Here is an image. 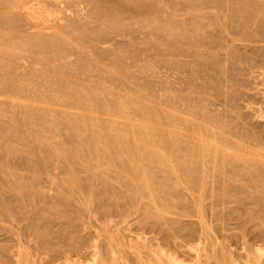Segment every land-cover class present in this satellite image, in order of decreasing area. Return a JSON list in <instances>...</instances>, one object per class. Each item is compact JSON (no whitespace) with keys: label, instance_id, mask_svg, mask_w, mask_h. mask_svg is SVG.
<instances>
[{"label":"bare ground","instance_id":"6f19581e","mask_svg":"<svg viewBox=\"0 0 264 264\" xmlns=\"http://www.w3.org/2000/svg\"><path fill=\"white\" fill-rule=\"evenodd\" d=\"M129 2V5H128V2ZM142 1V0H141ZM147 1L148 0H146V1H144L143 0V3L142 2H138V4L137 5H130V0H0V70H5L6 72H8L7 74H5L6 75V77L4 76L2 79L0 78V95L2 94V95H6V93H4V91H6L7 93H9L10 92V94L12 93V94H14V96L16 95V97L14 98V99H11L12 100V104L14 105L15 104V107H17V108H20V110H21V108H23V111L27 108V110H26V112L27 113H24L23 111H22V113H23V117H24V119L21 121V123L22 124H24V123H30L29 125H32V122H35V121H32V119L34 118V117H32V119H31V112H30V110L32 111L33 109L31 108L32 106H33V102L36 100V98L34 97L37 93V91H40L41 89H43V91H42V94H43V96L44 97H46V100L47 101H50L49 102V104H51V98H53L54 97V95L59 99V97L60 98H64L65 96H63V94L62 95H60L59 96V94L58 93H62V91H63V89H67V90H69V88L71 89V88H73L72 86H75L74 87V89L75 90H73V89H71V91L73 90V92L72 93H74L75 94V101H76V106H78L79 108H82V109H84V111L87 113H91V114H89L90 116L88 117L89 119H90V121H89V129L87 128V134H86V136H83V138H81V139H77L78 141H77V143L79 142V144H83L85 147H83L87 152H92V151H97L98 153H100V157L99 156H97V158L98 159H100L101 158V156H103L105 159H109L110 161L118 154H120L122 157H123V159H125L124 160V162H122V163H120V167L122 168V169H125V168H127L126 166H128V168H129V166H131V164H134V161L133 160H135V161H137V162H140V163H138V164H140L143 168H141V169H143V173L141 172V174H145V173H147V174H145V176H143V177H146L148 174L150 175L151 174V172H153L154 171V169H152L153 167H151V169H148V168H150V166L149 165H147L149 162H153V160L155 161H157L156 163H158V161H159V163L162 165V166H164V168L166 167V168H171V166H169L167 163H163V161L162 160H164V158L161 160V158H160V152L161 151H158V148L156 147V145H155V143L153 142H150V140H157L156 138H152L151 139V137H152V134L154 135V134H156L155 132L154 133H151L150 131H148L149 130V128L150 127H152V126H150V124L147 126V124H148V122H149V120L150 119H148V121L147 120H145V121H147V124H144V123H137V122H133L132 120L134 119H131V117L132 116H130V112H129V110L132 108V106H129L130 107V109L128 110V108L125 106V105H127L126 103H124V102H126V100H127V102H128V99H127V97L126 98H124V99H126L125 101H120V103L118 102V110H119V112L121 111V116H123V118H122V121H124V118H125V121H129V124H128V126H127V128H122L121 126V128H120V130H116V133H114V131L112 132V134H111V132H108L109 134H110V136L108 137V141L109 142H111V144H108V143H106V144H104V145H106L105 146V148H103L102 149V147L101 148H97L98 147V144H96L97 143V141H103L104 142V140L105 139H102L101 137V139L99 138V136H101V135H98V132L96 133V131L97 130H99V128L98 127H100L99 125L100 124H98L97 122H98V120H99V116L96 114L99 110H103L104 108L106 109V105L107 104H105V103H107L106 101H104V102H102V98H107L108 99V101H109V99H111V98H108L107 96H109V95H111V96H115L112 92L113 91H110V90H108L107 88H106V90L104 91V92H102L101 94L102 95H99L98 96V91L97 92H95L96 90H97V88H99L100 90L103 88H100L101 87V85H100V83L98 84V85H100V86H98V85H96V84H93V86H94V88L91 90V91H88V92H86L85 90L86 89H88V87L90 86V84L92 83V81H91V83H89V86L87 85L88 83H86L87 81H85V82H83V83H86V85L85 86H83L84 87V90L82 89V86H80L79 88H76V83L74 82V81H72V82H69L68 80H70L71 78H74V76L75 75H73V77H71V78H69V79H67V77L65 78V79H67V80H63L64 79V77L65 76H67V74H66V72H67V70L66 69H70V67H66V66H68V64H71V62H73L74 64H76L75 63V58L73 59V61H71L70 59L71 58H69V57H72V56H79V57H81L82 56V59L81 60H83L84 58H83V56L87 59V57H89V56H87L86 57V55L87 54H89V53H93V51H94V53L95 52H97V54H98V56H96L95 55V57L96 58H99L98 60L99 61H97L98 63H97V65H94L93 64V62H92V64L94 65H92L91 63L90 64H88V66H86L85 64L83 65L84 66V68L86 69H84L85 71H82L81 73L83 74L82 75V77H84V78H88V77H90L91 76V78H92V75L91 74H89L90 72H91V70H92V68H96V70H97V67H101V68H104V69H102V71H103V73H105L104 75L102 74L101 75V77L98 79V80H101V78L104 80V81H102V82H106V84H107V82L110 84V83H112V81H113V85L115 84V81L117 80L116 79V76L114 77L112 74H113V72H111V71H113V70H111L110 71V68H113L114 70H121V73H122V71L123 70H127L126 68H130V67H133L134 66V69H135V65H133V66H130L133 62H134V64H136L135 62H137L136 61V58L138 57L140 60L142 59V61L144 62V60H146V59H148L150 56H153V55H151V53L152 54H159V53H163L164 52V54H169L171 57H177V56H190V57H194V61L193 60H191V61H189V62H191V64H189V66H188V61H187V65H184L185 63H183V61H184V59H179V62H178V59H177V61L175 60V59H170V63H166L167 65L165 66V64L164 65H162L163 66V68H164V66H165V70H167L168 69V67H172V65H174V67H179V69L181 68L180 66H182L183 67V65L187 68V67H191L190 69H191V73L192 72H194V86L191 84V88L192 87H194V96H192V99L194 98V102H192V104L194 105H192L193 107H194V109H192V111H191V113L192 114H194V120H193V124L194 125H192V123H191V125L190 126H188V127H191L192 129H193V127H194V130L193 131H195V133L192 135V133H191V135L192 136H194V137H196L195 135H197V136H199L200 134H202L203 133V136L205 137V136H208L209 138H211L215 143V146H216V148L215 147H213V149L215 148L216 150L218 149V144H220L221 146H225V148L224 149H222L221 148V151H218V154H216L215 153V155H216V157L218 158H216L215 159V161L216 162H218V164L217 165H215V167H213V172H211V174L209 175V178H211V180L212 181H214L215 183H217L218 184V188L216 187V186H212V184H211V187L213 188V187H216V189H217V195H220V197H223V198H225V197H227L228 199H230L229 201H234V202H237L238 204H240V207H242L243 205H241V204H244V205H246L244 208H246L245 209V212H247V214H245L246 215V219L244 220V222L245 221H247V222H251V224H250V226L251 227H253V228H255V226L258 228H256L257 230H254V235L252 234V239L253 240H251V241H253L254 242V248L252 247V245H250L251 246V249L249 250V248H248V250H247V247L245 248L246 249V251H247V253L244 255L243 254V256H246V258H245V260H243V261H241V260H239L238 258V252H240V251H236L235 249H228V245H223V243L220 245V244H218V245H220V246H218L219 247V253L217 254V252H216V258H217V260L218 261H216L214 264H264V135L262 134V132H259L258 130H256V129H254L252 126H250V125H248V127H250L249 129H246L245 127H244V129H241V127L242 126H239L240 127V130H239V127H238V124L240 125V122H238V124H237V126H235L236 128H237V132H234V125L231 123V121L230 120H232V119H227V116L229 115L230 116V114L228 113L229 112V110H230V108H234L236 105H238L239 103H237L236 101H240V97H242V96H240L239 94L237 95L236 94V92L238 91V90H245V91H249V90H253V91H257L256 93H258L257 95H259L260 93V95H259V97H257V95H256V97H257V101L255 100L256 99V97L254 96V93L253 94H250V93H247V92H245V91H243L244 93H243V95H244V97H242L241 98V100L242 101H244V102H246L247 101V104H253V105H258V103H260V104H262L263 106H264V0H153V3H151L152 5V8L154 9H152L151 7V9L149 8V9H147L146 8V6H148V3H147ZM154 5V6H153ZM145 6V8H143L142 9V7H144ZM167 9H170L173 13H172V17H170V16H168L167 15V13H166V10ZM187 10H194V13H197V14H194V25H190V24H192V19L190 20L191 22H190V24L189 25H187L186 24V22H187V18H186V22L184 21V19H179L178 18V16H177V14L176 13H178V11H181V15H185V11L186 12H188ZM165 14V15H164ZM196 15H197V17H199L198 19H196ZM176 16V17H175ZM140 17V18H139ZM145 21V22H144ZM187 23H189V21L187 22ZM187 25V26H186ZM147 43H149V45L147 46V47H144V46H142L141 44H147ZM98 44H101L102 46H98ZM141 46V47H140ZM152 50V52L150 53V51ZM89 51V52H88ZM94 53H93V55H94ZM80 54H81V56H80ZM96 54V53H95ZM91 56V55H90ZM94 57V58H95ZM68 58V61H66V59ZM73 58V57H72ZM122 58H124V59H122ZM153 58H155L154 56H153ZM153 58H151V59H149V60H152ZM159 58V57H158ZM157 58V59H158ZM16 59H25V61H26V63H27V65H30V64H32V65H30V67H34V65L36 64H39L40 66H39V69H40V71H37V70H39V69H35L38 73H40L41 72V74L39 75L38 73L35 75V72H34V69H31L32 71H30V70H27L28 72H26V73H24L25 74V76L23 75V77H22V75H20L19 74V76H18V73L20 72H18V73H16V77H20L21 76V78H18V79H15L16 77H14L13 75L12 76H10V74L12 73V71H16L15 70V68H17V66H16V62H15V60ZM78 59V58H77ZM89 59V58H88ZM87 59V60H88ZM91 59V58H90ZM89 59V60H90ZM156 59V58H155ZM154 59V62L157 60H155ZM168 59V58H167ZM186 59V58H185ZM88 60V61H89ZM97 60V59H96ZM95 60V61H96ZM106 61V63H102L101 61ZM187 60V59H186ZM70 61V62H69ZM77 61V60H76ZM79 61V60H78ZM193 61V62H192ZM69 62V63H68ZM81 62V61H80ZM80 62H78V63H80ZM165 62V61H164ZM77 63V64H78ZM86 63V62H85ZM88 63V62H87ZM141 63V62H140ZM140 63H139V65H140ZM149 63H151V62H149ZM157 63V62H156ZM160 63H161V61H160ZM159 63V64H160ZM22 64V63H21ZM75 65V66H77V67H80V66H78V65ZM142 64V67H144L143 66V64L145 65L146 64V62L145 63H141ZM148 64V63H147ZM146 64V65H147ZM158 64V63H157ZM162 64V63H161ZM12 65H15L16 67H14V66H12ZM17 65H20V63L18 64V62H17ZM81 65H82V63H81ZM101 65V66H100ZM149 65V64H148ZM151 65V64H150ZM154 65H155V63H154ZM95 66H97V67H95ZM130 66V67H129ZM141 66V65H140ZM152 66V65H151ZM150 66V68L149 69H157V68H154L153 66V68ZM161 66V67H162ZM168 66V67H167ZM22 67V66H21ZM24 67V66H23ZM27 67V66H26ZM29 67V66H28ZM66 67V68H65ZM71 67H72V65H71ZM77 67H74V69H77ZM137 67H138V64H137ZM136 67V69L135 70H138V68ZM147 67V66H146ZM146 67H144L142 70H145V69H147ZM149 67V66H148ZM155 67H158V65H156ZM174 67H172V68H174ZM35 68V67H34ZM63 68H65V72L63 71V73L65 74H63L62 72L60 73L61 74V77H60V75H59V77L60 78H62L63 77V75H64V77L62 78V80L58 77V80H57V77H56V74H58V72L57 73H55V71L56 70H58V69H60V71L63 69ZM82 68V67H81ZM98 68V69H99ZM158 68H160V66L158 67ZM169 68V69H170ZM73 69V68H72ZM71 69V71H73ZM107 69V70H106ZM131 69V68H130ZM133 68H132V70H134ZM140 69V68H139ZM161 69V68H160ZM164 69H163V72H164ZM18 70H19V68H18ZM24 70H26V68L24 69ZM79 69H77V72H79L78 71ZM83 70V69H82ZM90 72H89V71ZM94 70V69H93ZM99 70H101V69H99ZM98 70V71H99ZM134 70V71H135ZM142 70H140V71H142ZM158 70V69H157ZM156 70V72H158L159 73V71H157ZM171 71L173 70V69H170ZM170 70H167V71H169V73H170ZM177 70V69H176ZM181 70V69H180ZM185 70V68H183V70L182 71H184ZM188 70V69H187ZM81 71V70H80ZM95 71V70H94ZM149 71V70H148ZM150 71H152V70H150ZM155 70H153V72H154ZM186 71V70H185ZM184 71V72H185ZM2 72V71H1ZM0 72V73H1ZM17 72V71H16ZM22 72V71H21ZM32 72H34V73H32ZM89 72V73H88ZM119 72V71H118ZM117 72V73H118ZM127 71H125V73H126ZM166 72V71H165ZM176 72V71H175ZM175 72H173V73H175ZM4 73V72H3ZM46 73H48V74H46ZM51 73H55V74H53V76H51L50 74ZM68 73V72H67ZM69 73H70V71H69ZM80 73V72H79ZM101 73V72H100ZM120 73V72H119ZM118 73V74H119ZM120 73V74H121ZM129 73V71L127 72V74ZM137 73H139V74H142L143 73V76H145L146 74H147V72H146V74L144 75V73L145 72H137ZM176 73H178V72H176ZM175 73V74H176ZM189 73V71L187 72V74ZM27 74V75H26ZM32 74V75H31ZM34 74V75H33ZM71 74H73V72H71ZM75 74V73H74ZM77 75H78V73H76ZM94 74V76L95 77H98L97 76V72L96 73H93ZM96 74V75H95ZM123 74H124V71H123V73H122V77H123ZM126 74V75H127ZM133 73L131 72V75H132ZM163 74H165V73H163ZM185 73H183V77H186L185 75H184ZM37 75H39V76H37ZM69 75V74H68ZM98 75H100V74H98ZM129 76H130V73L128 74ZM127 75V76H128ZM135 73H134V76H131L132 78H133V81L132 82H136L137 80V77L134 79V77H135ZM138 75V74H137ZM165 75H168V76H166L167 78L169 77V74L166 72V74ZM190 75V74H189ZM189 75L187 76V77H189ZM3 76V75H2ZM1 76V77H2ZM58 76V75H57ZM70 76H72V75H70ZM70 76H68V77H70ZM79 76H80V74H79ZM79 76H77V77H79ZM93 76V77H94ZM120 76V77H119ZM124 76H125V74H124ZM141 77H139L138 76V80H139V78L141 79V78H143L142 77V75H140ZM151 76V79H150V81H152V77H154L155 75H154V73H153V75H150ZM160 76H162V75H160ZM191 76H193L192 74H191ZM14 77V78H13ZM130 77V78H131ZM146 77V76H145ZM148 78H149V76H147ZM146 77V78H147ZM177 76H175L174 77V79L176 78ZM183 77H177V78H179V80H180V78H183ZM187 77H186V80H180L181 82H182V84H183V82L185 81V82H187ZM75 78H76V76H75ZM80 78V77H79ZM78 78V79H79ZM118 78L120 79L121 78V75H118ZM128 77H124V79H127ZM146 78H143V80L145 79L146 80ZM156 78H159V77H156ZM170 78H172V77H170ZM77 79V78H76ZM76 79H75V81H76ZM77 79V80H78ZM81 79V78H80ZM79 79V80H80ZM116 79V80H115ZM154 79H155V77H154ZM153 79V80H154ZM161 79V78H160ZM165 79V78H164ZM173 79V82L175 81ZM191 81H192V78H189ZM59 80H61V81H59ZM71 80H74V79H71ZM78 80V81H79ZM84 79L82 78V81H83ZM86 80V79H85ZM88 80V79H87ZM92 80V79H91ZM94 80H96V79H93V81ZM115 80V81H114ZM121 80V84H123L122 83V80L123 79H120ZM119 80V81H120ZM129 80V79H128ZM135 80V81H134ZM148 80L149 79H147L146 80V82H147V86L149 85V88L151 87L152 88V86H154V84L153 83H155L156 81V79L154 80V82L150 85V83H148ZM158 80V79H157ZM168 80H169V78H168ZM168 80H167V82H168ZM172 80V79H171ZM190 80H188L189 82H190ZM81 81V80H80ZM90 81V80H89ZM124 81V83H125V80H123ZM127 81V80H126ZM131 81V80H130ZM149 81V82H150ZM163 81H165V80H163ZM118 82V81H117ZM138 82V81H137ZM132 83V85L134 84L135 86H137L138 85V83H141L142 82V79H141V81L140 82H138V83ZM157 82H159V80L157 81ZM172 82V83H173ZM176 82V81H175ZM189 82H187V84H190ZM216 82H219V84H223L224 86H226V90H224V92H223V98H221V99H219L218 98V95H219V93L218 94H216L215 95V98H214V100H209V98L207 99L205 96V93H207L208 92V90H209V88L210 87H212V85H213V88H210V89H217L218 87H220V86H217L215 83ZM7 83H11V87H13V89L12 90H10L9 89V92H8V88H6L4 85H6ZM71 83H73V84H71ZM75 83V84H74ZM79 83H81V82H79ZM129 83V82H128ZM165 83H166V81H165ZM171 82H170V80H169V84H172ZM179 82H177V84H178ZM193 83V82H192ZM82 84V83H81ZM117 84V83H116ZM131 84V83H130ZM142 84H143V86H142ZM141 84V87L143 88V90L140 92V94L141 95H144V96H146V94H144V92H146L147 90H150L151 91V89H149L148 87H147V90L146 91H144L145 90V88L146 87H144V82ZM160 84H163L162 83V81H161V83ZM160 84L158 85V86H160ZM215 84V85H214ZM8 85V84H7ZM112 85V84H111ZM118 85V84H117ZM117 85H115V87H117ZM127 85V84H126ZM178 85H180V84H178ZM184 85L186 86V83H184ZM9 86V85H8ZM86 86H87V88H86ZM91 86H92V84H91ZM98 86V87H97ZM104 86V85H103ZM121 86V85H120ZM128 86H130V85H128ZM138 86H140V84L138 85ZM146 86V85H145ZM157 85H156V88L158 89L159 87H158ZM162 86V85H161ZM160 86V88H162ZM167 86H168V83H167ZM174 86V85H173ZM214 86H216V87H214ZM77 87H78V82H77ZM95 87H97L96 88V90H94L95 89ZM105 87V86H104ZM107 87V86H106ZM114 87V91L116 90L117 91V89ZM122 87V86H121ZM124 87H125V89H129V90H131L129 87H127V86H125L124 85ZM127 87V88H126ZM141 87H139V88H141ZM163 87H166V85H164L163 84ZM169 87H171L170 85L168 86V88ZM182 87H184V86H182ZM182 87H177L176 89L177 90H179L180 91V88H182ZM190 87V86H189ZM188 87V89H190V90H192L191 88H189ZM206 87H208V89L206 88ZM10 88V87H9ZM91 88V87H90ZM111 88H113L112 86H111ZM156 88L155 89H153L152 88V90H154V91H156ZM159 88V89H160ZM173 88V87H172ZM179 88V89H178ZM187 88V87H186ZM7 89V90H6ZM22 89V90H21ZM98 89V90H99ZM127 89V90H128ZM134 89V88H133ZM132 89V90H133ZM136 89V88H135ZM163 89V88H162ZM170 90H172L171 88H169ZM183 89H185V88H183ZM220 89H221V87H220ZM62 90V91H61ZM90 90V89H89ZM103 90V89H102ZM120 90V89H119ZM128 90V91H129ZM137 90V89H136ZM161 90V89H160ZM167 89L165 88V90L163 89V90H161V91H166ZM25 92V95L26 96H24V92ZM61 91V92H60ZM66 91V90H65ZM83 91V92H82ZM121 91V90H120ZM124 91V90H123ZM122 91V92H123ZM161 91H160V93H161ZM181 91H182V89H181ZM180 91V92H181ZM2 92V93H1ZM100 92V91H99ZM125 92V91H124ZM133 92V91H132ZM134 92H136V91H134ZM179 92V93H180ZM220 92V91H219ZM36 93V94H35ZM57 93V94H56ZM115 93V92H114ZM117 93H119V92H117ZM130 93V92H129ZM147 93V92H146ZM152 91L150 92V96H151V98H150V101L152 100ZM156 94L155 95H157L158 96V94H157V92H155ZM163 93V92H162ZM171 93V92H170ZM176 94H177V92H175ZM238 93H240V92H238ZM242 93V92H241ZM255 93V94H256ZM11 94V95H12ZM30 94V95H29ZM34 94V95H33ZM40 94V93H39ZM113 94V95H112ZM133 94V93H132ZM131 94V95H132ZM138 93L136 92V94L135 95H137ZM137 95L138 97L140 96L141 97V95ZM164 94V93H163ZM166 94H169V92L168 93H166ZM175 94V96L174 97H178L179 95H176ZM220 94H221V92H220ZM225 94V95H224ZM9 95V94H8ZM38 95V94H37ZM65 95H67V94H65ZM73 95V94H72ZM96 95H97V97H96ZM124 95H127L126 93L124 94ZM148 95V94H147ZM154 95V94H153ZM154 95V96H155ZM170 95V94H169ZM173 95V94H172ZM172 95H171V97H172ZM182 95V94H181ZM188 95V94H187ZM214 95V94H213ZM7 96V95H6ZM39 96V95H38ZM128 96V95H127ZM159 96H161V95H159ZM158 96V97H159ZM167 96V95H166ZM183 96V98H184V95H182ZM240 96V97H239ZM34 97V98H33ZM68 96H66L65 98H67ZM71 98H73L72 96H70ZM118 97H119V94H118ZM123 97H125V96H123ZM158 97H154L155 98V100H152V102H154V101H156V99L158 98ZM163 97V96H162ZM176 97V98H177ZM186 98H184L185 100L184 101H188L189 102V98H191V95L189 96L188 95V97L189 98H187V96H185ZM10 98H12L11 96H10ZM22 98H24V99H27L26 101H22ZM41 98H43V97H41ZM55 98V97H54ZM53 98V99H54ZM57 98H55L54 100H56ZM95 98H100V100H98V99H95ZM105 98V99H106ZM115 99H117L116 97H114ZM113 97H112V99H114ZM130 98V97H129ZM131 98H132V96H131ZM142 98H143V96H142ZM161 98V97H160ZM170 98V97H169ZM179 98V97H178ZM1 99H3V97L1 98ZM0 99V101L2 102V100ZM6 99V103L7 102H9V100L7 101V98H5ZM39 99V98H38ZM104 99V100H105ZM115 99H114V101H115ZM123 99V100H124ZM140 99V98H139ZM172 99V98H171ZM174 99V98H173ZM186 99H188V100H186ZM215 99H217L216 101L217 102H215ZM239 99V100H238ZM61 100H64V99H61ZM61 100H60V102L59 103H64V102H61ZM67 101H69L70 99H66ZM66 100H64V101H66ZM129 100H138L136 97H135V99H134V97H133V99H129ZM170 100V99H169ZM180 100V99H179ZM179 100H176V103L179 101ZM183 100V99H182ZM218 100H221V101H218ZM41 101V100H40ZM71 101V100H70ZM82 101V102H81ZM117 101V100H116ZM141 101V100H140ZM143 101H146V100H143ZM143 101H141L142 103H144ZM163 101H165V102H167V100H163ZM172 101V100H171ZM170 101V104L172 103ZM249 101V102H248ZM256 102V104H255V102ZM0 102V107H1V109H0V113L2 112H5V111H7V110H5V111H1V110H3L4 108H6L5 106H7V104H2V103H5V102H2L1 103ZM36 102H37V100H36ZM42 102H44V101H42ZM52 102H53V100H52ZM55 102V101H54ZM53 102V103H54ZM73 102V101H72ZM130 102V101H129ZM137 102H139V101H137ZM136 102V103H137ZM151 102V103H152ZM157 102V101H156ZM156 102H154L155 104H156ZM159 102H161V101H159ZM158 102V103H159ZM180 102V101H179ZM188 102L186 103V106H188L187 104H188ZM218 102H220V103H218ZM9 103H11V102H9ZM39 103V102H38ZM58 103V104H59ZM81 103V104H80ZM108 103H110V101L108 102ZM114 103V102H113ZM136 103H134L133 102V104H136ZM168 103H169V101H168ZM167 103V104H168ZM175 103V104H176ZM220 104V106L222 107V109L220 110L221 112H218V110L215 112V110H214V108H213V110H212V108H211V106L213 105V106H215V105H218V104ZM36 104V103H35ZM44 104V103H43ZM58 104L56 105V107H58ZM65 104V103H64ZM115 104H116V102H115ZM130 104V103H129ZM128 104V105H129ZM141 104V103H140ZM145 105H148V102L146 101L145 103H144ZM160 104V103H159ZM162 104H163V102H162ZM167 104H165L164 105V107L167 105ZM179 104V103H178ZM190 104V103H189ZM10 105V107L12 108L13 106L11 105V104H9ZM40 105V104H39ZM51 105H53V104H51ZM110 106H112L111 104H109ZM136 105H138V104H136ZM144 105V106H145ZM157 105V104H156ZM161 105V104H160ZM169 105V104H168ZM167 105V106H168ZM180 105V104H179ZM184 105H185V103H184ZM43 106H46V105H43ZM43 106L41 107V106H39L40 108L38 109V110H35L36 111V114L39 116V117H37L36 115V117H37V119H39L38 120V122L39 121H42V124L43 125H45V124H47V122L49 123V122H57L56 123V126H53V127H50V126H48V127H45V126H43L42 124H41V122H40V124H38L37 125V121H36V123H35V126H33L34 128L33 129H35V127L37 126V129H35V130H37L38 131V133L37 134H35L34 133V130H32V126H30L31 128V131L35 134V136L36 135H38V136H36L37 138H36V140H38V142H39V140L41 141V139H45L46 138V140H48L49 142L51 141V140H49L51 137H55V136H57L58 134H62L63 136L65 135V134H63L62 132H64L61 128H64L65 129V127H66V125L70 122L69 120H68V123H66V125L64 124L65 123V121H64V123H62L61 121V119H60V117H59V115L60 116H62V114H60L59 113V115L58 114H54V113H52V116L50 115V118H48L47 117V111H49L50 109H48V108H46V107H44L43 108ZM62 106V105H61ZM65 105H63V107H64ZM69 105H67V107H68ZM75 106V107H76ZM108 106V105H107ZM115 106H117V105H115ZM141 107H143V104H141L140 105ZM139 105L137 106V107H140ZM148 106H150V105H148ZM166 106V107H167ZM175 105H174V103H173V107H174ZM34 107V106H33ZM51 107V106H50ZM55 107V106H54ZM66 107V106H65ZM72 107H74V104L72 105ZM71 107V108H72ZM74 107V108H75ZM109 107V106H108ZM157 107H159V106H157ZM163 107V110L165 111V108ZM168 107H170V106H168ZM176 107V106H175ZM191 107V106H190ZM190 107H189V109H190ZM238 107V106H237ZM237 107H235V108H237ZM14 108V107H13ZM42 108V109H41ZM52 108V107H51ZM61 109H62V107H60ZM60 108H57V109H55V110H58V109H60ZM70 108V107H69ZM68 108V109H69ZM70 108V109H71ZM73 108V109H74ZM77 108V107H76ZM78 108V109H79ZM112 108H114V107H112ZM134 108H136V106L134 107ZM144 108V107H143ZM141 108V109H139V111H141L142 113L144 112L143 110H146L147 108ZM160 108H162V107H160ZM192 108V107H191ZM253 110H254V112H256L257 114H258V116L259 117H261V118H264V115H262L263 113H264V111L263 112H260V111H262V110H260V108H257V107H251ZM16 109V108H15ZM15 109H14V111H15ZM28 109H29V111H28ZM34 109H36V107L34 108ZM104 109V110H105ZM151 109H153V108H151ZM170 109V108H169ZM172 109V108H171ZM180 109V108H179ZM178 109V110H179ZM182 109H183V104H182ZM186 109V108H185ZM257 109V110H256ZM17 110V109H16ZM19 109H18V111H20ZM65 110H67V109H65ZM76 110V109H75ZM136 110V109H135ZM135 110H133L134 111V113H136V111ZM153 110H155V109H153ZM161 110V109H160ZM160 110H159V112H160ZM166 110H167V108H166ZM177 110V111H178ZM187 110V109H186ZM185 110V111H186ZM193 110H194V112H193ZM235 110V109H234ZM237 110V109H236ZM260 110V111H259ZM264 110V109H263ZM18 111H17V113H18ZM34 111V110H33ZM52 111H53V108H52ZM64 111V109L62 110V112ZM68 112H73V111H69V110H67ZM66 111V112H67ZM90 111V112H89ZM106 111V110H105ZM114 111L116 112L117 110H115L114 109ZM113 111V112H114ZM131 111V110H130ZM133 111H131V112H133ZM182 111V110H181ZM213 111V112H212ZM233 111V110H232ZM259 111V112H258ZM8 112V111H7ZM16 112V111H15ZM30 114H29V113ZM55 112V111H54ZM80 112V111H79ZM78 112V113H79ZM100 113L99 114H101V112L102 111H99ZM104 112V111H103ZM113 112H112V114H113ZM147 112V111H146ZM155 113H156V110L154 111ZM153 111H152V114L154 113ZM162 112V111H161ZM165 112H167V111H165ZM179 112H180V110H179ZM231 112V111H230ZM6 113V112H5ZM55 113H57V112H55ZM77 112H75V113H72L73 115H75ZM87 113V114H88ZM117 113V112H116ZM133 113V114H134ZM137 113H138V110H137ZM142 113H139V114H142ZM170 113H172V112H168V113H164V114H170ZM175 113V112H174ZM171 114V116H170V118L172 117V115H174L175 116V114ZM178 113V112H177ZM232 113H237V116L240 114L241 115V113H239V112H232ZM231 113V114H232ZM33 114H34V112H33ZM32 114V115H33ZM49 114V113H48ZM53 114H54V116H53ZM64 114V113H63ZM80 114H82V112H80ZM104 114V113H103ZM106 114V113H105ZM105 114H104V117H105ZM110 114V113H109ZM119 114V113H118ZM144 114V113H143ZM157 114V113H156ZM156 114H155V116H156ZM184 114V113H183ZM9 115V114H8ZM70 116V114H67V116ZM78 115V114H77ZM115 115V114H114ZM113 115V119H115V120H112V121H114L113 123H111L112 125L110 126L109 125V127H113V126H117L116 125V123H120V122H118V120H116V118H114V117H120V115L118 116V115H115L114 116ZM135 115V114H134ZM147 115H149L148 113H147ZM235 115V114H234ZM4 116H6V114H4ZM18 116V115H17ZM59 118H58V117ZM64 116V115H63ZM76 116V115H75ZM74 116V117H75ZM80 116V115H79ZM82 116V115H81ZM80 116V117H81ZM110 116H111V114H110ZM109 116V117H110ZM146 116V115H145ZM155 116H153L154 118H155ZM159 116V114H157V117ZM162 116H163V114H162ZM177 116H179V115H177ZM183 116V115H182ZM182 116H180L181 117V119H182ZM186 116V115H185ZM184 116V117H185ZM187 116H190V114L188 113L187 114ZM193 116V115H192ZM192 116H190V118L192 117ZM215 116V117H214ZM2 117V116H1ZM0 117V118H1ZM8 117V116H7ZM9 117H12V115H9ZM14 117V116H13ZM12 117V118H13ZM22 117V118H23ZM66 117V116H65ZM73 116H71V118H72ZM100 117L101 118H103L101 115H100ZM106 118L107 120L108 119H110V118ZM136 117V116H135ZM143 117V116H142ZM147 118H149V116H146ZM145 117V119H147ZM183 117V118H184ZM217 117V118H216ZM4 118H6V117H4ZM17 117H15V119H16ZM18 118H20V115H19V117ZM78 119H79V117H77ZM121 118V117H120ZM139 118V120H140V118H141V116L140 117H138ZM169 118V116H167V118H165V120H164V122L166 121V119L167 120H169L168 119ZM186 118V117H185ZM238 118H241V117H238ZM8 119V124H9V122H10V124H11V121H9V118H7ZM21 119V118H20ZM65 119V118H64ZM63 119V120H64ZM68 119H69V117H68ZM73 119H75V118H73ZM88 119V120H89ZM105 119V118H104ZM104 119H103V121H104ZM105 119V120H106ZM119 119V118H118ZM131 119V120H130ZM143 119H144V117H143ZM155 119H157V120H159L158 118H155ZM173 117L170 119L171 121H172V123L174 124V122H175V119H177L176 117H175V119H174V122H173ZM235 119V118H234ZM236 119H237V117H236ZM2 120H4V119H2ZM12 120V119H11ZM18 120V119H17ZM61 120V121H60ZM67 120V119H66ZM111 120V119H110ZM134 120H137V118L136 119H134ZM138 120V121H139ZM157 120H155V122H156V124L157 125H159L160 124V122L159 121H157ZM178 120H180V119H178ZM184 120V119H183ZM192 120V119H191ZM1 121V120H0ZM5 121V123H7L6 121V119L4 120ZM13 121V120H12ZM75 121H77V123L79 122L77 119H75ZM84 121V120H83ZM82 121V122H83ZM102 121V123H104ZM133 122V124H131L132 122ZM142 121H144V120H142ZM141 121V122H142ZM144 121V122H145ZM151 121V120H150ZM180 121H182V120H180ZM188 120H187V118L185 119V122H187ZM233 121V120H232ZM2 122V121H1ZM15 122H16V120H15ZM67 122V121H66ZM71 122H72V119H71ZM70 122V123H71ZM73 122H74V120H73ZM109 122V121H108ZM105 123L106 124V126L110 123ZM170 122V121H169ZM169 122H166L167 123V125L169 124ZM179 122V121H178ZM184 122V123H185ZM189 122V121H188ZM243 122V121H242ZM13 123H14V121H13ZM13 123L11 124V125H13ZM21 123H19L20 124V126H21ZM69 123V124H70ZM75 123L76 122H74L73 123V125L72 124H70V125H72V133H75V131H77L78 132V130L79 131H81L82 130V128L80 129V127H82L83 126V124H81L82 126H80V125H78L79 126V128H78V126H75ZM81 123V122H80ZM159 123V124H158ZM165 123V124H166ZM190 123V122H189ZM9 124V125H10ZM15 124L16 123H14V125H13V127L15 126ZM34 124V123H33ZM53 124V123H52ZM61 124H63L65 127H63ZM79 124V123H78ZM122 123H120V125H121ZM125 124V123H124ZM171 124V123H170ZM169 124V125H170ZM180 124H182V123H180ZM234 124H236V122L234 123ZM47 125H49V124H47ZM46 125V126H47ZM59 125H61L62 127H59ZM70 125H68V126H70ZM77 125V124H76ZM104 125V124H103ZM127 125V124H126ZM168 125V127L170 128V126ZM177 125V124H176ZM182 125H184V124H182ZM185 125H187V123L185 124ZM189 125V124H188ZM243 125H245L244 124V122H243ZM1 126V125H0ZM3 126V125H2ZM7 126V125H6ZM20 126L18 125L17 127H19L18 129H19V133H20ZM25 126H28V125H25ZM23 127V126H21V127H23L22 128V130H25V128L26 127ZM43 126V127H42ZM125 126V125H124ZM133 126L135 127L136 126V128L135 129H137V127H138V130L139 131H135V129L133 130L132 128H133ZM165 126V125H164ZM178 126V125H177ZM8 127V126H7ZM97 129H95V128ZM103 127V126H102ZM108 127V126H107ZM185 127H187V126H185ZM247 127V126H246ZM3 128H5V125H4V127ZM46 128H50V130L52 131V135L51 136H46L45 137V135L47 134V135H49L48 134V132L47 131H45V132H47V133H45V135H44V133H43V135H42V132L40 133V131H41V129H44V130H46ZM70 128V127H69ZM74 128V129H73ZM117 128V127H116ZM115 127L114 128H112V129H116ZM140 128L142 129V130H140ZM153 128V127H152ZM155 128H157L156 127V125H155ZM159 129H161V126L160 127H158ZM158 128H157V132H159L158 131ZM162 128H163V126H162ZM167 128V127H166ZM191 128L189 129V130H191ZM216 128H218V129H220V132H218V133H214L215 132V129ZM225 128V129H224ZM9 129H12L11 127H9L8 128V130ZM17 129V130H18ZM28 129V128H27ZM29 129V130H30ZM68 128L66 127V130H67ZM107 129V128H106ZM111 129V130H112ZM188 129L186 130L187 132L186 133H188ZM205 130V132H204V130ZM217 129V130H218ZM231 129H234L233 131L231 130ZM16 130V131H17ZM44 130H42V131H44ZM49 130V129H48ZM61 130H62V132H61ZM69 130V129H68ZM96 130V131H95ZM109 130V129H108ZM152 130V129H151ZM169 130V129H168ZM168 130H166V133H167V131ZM180 130V133L182 132L181 131V129H179ZM203 130V132L201 133V132H198V131H202ZM241 131V132H239V131ZM26 131V130H25ZM59 131H60V133H59ZM83 131H84V129H83ZM102 131V130H101ZM219 131V130H218ZM261 131V130H260ZM7 132V128L6 129H3V130H1L0 129V137L2 138V136L5 134ZM17 132V133H18ZM24 132V131H23ZM27 132V131H26ZM68 132V131H67ZM71 132L69 131V133H70V136L72 135H74V134H71ZM118 132V133H117ZM149 132L151 133V134H149ZM153 132V131H152ZM184 132V131H183ZM190 132V131H189ZM192 132V131H191ZM16 133V134H17ZM17 134V135H14L15 137L16 136H19V135H22V134ZM27 133H30V132H27ZM69 133L67 134V137H68V135H69ZM103 132H101V133H99V134H102ZM107 133V132H106ZM114 133V134H113ZM171 133V132H170ZM173 133V132H172ZM13 134V133H12ZM78 134H79V132H78ZM81 134H83L82 132H81ZM168 134V133H167ZM166 134V135H167ZM182 134V133H181ZM189 134V133H188ZM7 135V134H6ZM9 135H11V133H9ZM27 135V134H26ZM31 136H32V134H30ZM84 135V134H83ZM112 135V136H111ZM116 135H118V136H116ZM151 135V136H150ZM170 135V136H169ZM168 135V137L167 138H169L170 137V139L169 140H171V137L173 136H171V134H169ZM175 135V134H174ZM191 135H189L188 137H190ZM29 136V135H28ZM27 136V137H28ZM30 136V138H32ZM63 136H61V137H63ZM76 136H77V134H76ZM75 136V137H76ZM82 136V135H81ZM102 136H103V134H102ZM144 136H150V137H144ZM156 136V135H155ZM176 137L178 136V133H177V135H175ZM13 137V136H12ZM12 137H10V138H12ZM23 137V140H24V136H22ZM65 137V136H64ZM63 137V138H64ZM80 137V136H79ZM143 137V138H142ZM158 137V136H157ZM174 137V136H173ZM172 137V138H173ZM186 136L184 135V137H183V139L185 138ZM194 137H191V138H193L194 139V141H196L197 139H195ZM202 137V136H201ZM18 138V137H17ZM19 140L18 141H23V140H21L22 138H21V136H19ZM62 138V139H63ZM70 137H68L67 139H69ZM77 138V137H76ZM76 138H74V139H76ZM103 138H104V136H103ZM13 139V138H12ZM12 139H10V141H8L9 143L10 142H16L17 141V139H14L15 141H12ZM33 139H34V135H33ZM33 139H31L32 141H34ZM52 139V138H51ZM65 139V138H64ZM66 139V140H67ZM119 139V140H118ZM177 139V138H176ZM179 140H180V138H178ZM190 139V138H189ZM2 140V139H1ZM4 140V139H3ZM46 140H43V141H45V142H43V141H41V142H39L40 144H42V147H44L43 146V143L46 145V144H48L49 142L48 141H46ZM73 142H74V140H73V138L71 139ZM173 140V139H172ZM175 140V139H174ZM178 140V141H179ZM186 140V139H185ZM16 142V143H18L19 144V142ZM26 141V140H25ZM69 141H70V139H69ZM72 141H70V142H72ZM176 141V140H175ZM174 141V142H175ZM178 141H176V143L178 144L179 142ZM188 141V140H187ZM208 141H209V139H208ZM1 142V141H0ZM43 142V143H42ZM48 142V143H47ZM67 142H68V140H67ZM67 142H65L66 144H67ZM76 142V141H75ZM105 142H107V140L105 141ZM184 142H186V141H184ZM191 142H192V140H191ZM203 142V141H202ZM22 143V146H25L26 145V143H24L25 145H23V142H21ZM52 143H54V146H56L57 144V142L55 143L54 141L52 142ZM64 143V142H63ZM101 143V145H103L102 144V142H100ZM99 143V144H100ZM187 143H189V142H187ZM212 143V142H211ZM6 144H7V142H6ZM28 144V143H27ZM50 145H52L51 143H49ZM48 144V145H49ZM56 144V145H55ZM72 144V143H71ZM78 144V145H79ZM97 145V147H96V145ZM153 145V148H151L152 146L151 145ZM159 144V143H158ZM185 144V143H184ZM194 145V160H190L191 162L192 161H194V165L195 166H193L194 167V179H190V180H194V182H193V185H195L196 184V182H201V183H203V180L201 179L200 180V175H202V173L204 172V169L203 170H201V171H199L198 170V167L196 166L197 165V162H199V161H197V160H199V158L201 159L200 160V163L203 161V159L202 158H204V157H202V155H200V153L201 154H204V153H202L203 151H199V149L202 147V143H199V144H197V143H193ZM213 144V143H212ZM210 145L209 147H212L213 145ZM37 145V144H36ZM48 145H46L45 147L46 148H48ZM68 145V144H67ZM66 145V146H67ZM75 145H77V144H75ZM78 145L77 146H75V147H77V148H75V150H74V152H72V151H65L64 152V156H63V160H65V161H68V163L71 165V163L70 162H72L73 161V159L74 158H77V157H79V158H83V156L81 157V155H80V153L79 152H81V154L83 153L82 151H83V148H81L80 149V147H78ZM80 145V146H81ZM103 145V146H104ZM148 145H150V146H148ZM160 145V144H159ZM175 145V144H174ZM187 145V144H186ZM8 146V145H7ZM12 146V145H11ZM29 146V145H28ZM28 146H26L27 148H28ZM38 146H40V145H38ZM54 146H52V148H53V150L54 151H56L55 153H52V152H54V151H52V150H50L51 149V147H49V152H48V155L49 154H51L49 157H50V159L53 157V155L52 154H57L58 155V151H60L61 152V150L59 149V150H56V149H58L59 147H55L54 148ZM184 145L182 144L181 146H178V147H182L183 148V150L184 149H186V148H184L183 147ZM201 146V147H200ZM14 147V146H13ZM12 147V148H13ZM15 147H18L17 145L15 146ZM14 147V148H15ZM20 147H21V145H20ZM19 147V148H20ZM41 147V146H40ZM41 147V148H42ZM68 147V146H67ZM66 147V148H67ZM82 147V146H81ZM151 149H150V148ZM177 146L175 145V147H173L172 149H177L176 148ZM9 148V147H8ZM19 148H17L16 150H17V153H15V154H17V156L20 158L21 156H19L21 153H22V151H21V153L20 154H18L19 153ZM22 148V147H21ZM30 148V147H29ZM74 148V147H73ZM72 148V149H73ZM96 148V149H95ZM169 148V147H168ZM181 148V149H182ZM6 149V148H5ZM19 149V150H18ZM31 149V148H30ZM35 149V148H34ZM38 149H39V147H38ZM45 148H43V150H44ZM99 149H102V150H100L99 151ZM212 149V150H213ZM8 150H10V152H12L11 151V148L10 149H8ZM23 150V149H22ZM27 150H29V149H25L24 148V151H27ZM32 150V149H31ZM45 150H47V149H45ZM69 150V149H68ZM79 150V151H78ZM82 150V151H81ZM84 150V151H85ZM186 150H188V147H187V149ZM185 150V151H186ZM209 150H211L210 148H209ZM211 150V151H212ZM3 151V150H2ZM23 151V153H24V156H25V152ZM38 152L39 151H41V152H39L41 155L43 154V151L42 150H37ZM6 152V151H5ZM9 151H8V154L10 153ZM13 152H14V149H13ZM11 153L12 155L11 156H13L14 155V153ZM29 152L30 151H28V152H26V153H28V154H26V156H28L29 155ZM97 152H96V154H97ZM174 152H175V150H174ZM182 152V151H181ZM188 152V151H187ZM207 152V151H206ZM22 153V154H23ZM33 153V152H32ZM39 153L38 154H36L37 155V158H36V161H34V159H32L30 156V160H31V162L33 161V164L31 163V162H29V163H31L34 167V169H38V172L39 171H42V170H44L45 168H47V165H46V167H44V163H46V162H48L47 160L49 159V157H47L45 154V156L44 155H42L43 157V163H42V161L41 160H39V158H41L40 156H39ZM62 153V152H61ZM173 153V152H172ZM183 153H185V152H183ZM183 153H182V155H183ZM189 153V152H188ZM191 153V152H190ZM212 153V158H215V155H214V153L213 152H211ZM210 153V154H211ZM5 154V153H4ZM30 154H31V152H30ZM34 154V153H33ZM187 154V153H186ZM192 154V153H191ZM207 154H209V153H207ZM35 155V154H34ZM59 155H61V154H59ZM91 155V154H90ZM89 155V156H90ZM119 155V156H120ZM163 155V154H162ZM172 155H175V154H172ZM177 155V154H176ZM175 155V156H176ZM181 154L179 155V156H182ZM16 156V155H15ZM15 156H13V157H10V161H11V159L13 158L14 159V157ZM39 156V157H38ZM118 156V157H119ZM187 156V155H186ZM204 156V155H203ZM209 157V159H210V156L211 155H208ZM56 157V156H55ZM54 157V158H55ZM60 157V156H59ZM59 157H57V158H59ZM61 157H62V155H61ZM90 157H92V156H90ZM102 157V158H103ZM117 157V156H116ZM122 157H121V159H122ZM161 157H164V156H161ZM177 158H178V160H179V157H178V155L176 156ZM189 158H190V156H188ZM188 157H187V160H188ZM193 157V156H192ZM198 157V158H197ZM5 158H7V156L5 157ZM19 158H17V160H19ZM26 158V157H25ZM35 158V157H34ZM41 158V159H42ZM56 158V159H57ZM104 158L102 159L103 161H104ZM180 158H182V157H180ZM207 158V160H209ZM8 160H9V158H7ZM15 159H16V157H15ZM14 159V160H15ZM21 159V158H20ZM23 159H24V157H23ZM28 159V158H27ZM26 159V161H28ZM53 159V158H52ZM51 159V161H52V165H54L53 163H54V160H52ZM60 159V158H59ZM92 159H94L93 157H92ZM115 159V158H114ZM185 159V162H186V158H184ZM6 160V159H5ZM4 160V161H5ZM7 160V161H8ZM14 160H12V161H14ZM17 160H15V161H17ZM46 160V161H45ZM77 160H79V159H77ZM150 160V161H149ZM177 160V159H176ZM213 160V159H212ZM9 161V162H10ZM22 161V160H21ZM24 161V160H23ZM23 161L21 162L22 163V165L23 164H26V163H28V162H26V163H23ZM50 160H49V167H51V162ZM58 161V160H57ZM60 161V160H59ZM61 161H62V159H61ZM61 161H60V163H61ZM82 161V160H81ZM101 161V160H100ZM99 161V162H100ZM103 161H102V163H103ZM106 161V160H105ZM109 161V164H111L112 162H110ZM113 161V160H112ZM166 161V160H165ZM189 161V162H190ZM215 161H213V166H214V164H216L215 163ZM8 162V163H9ZM19 162H20V160H19ZM83 162H85V161H83ZM92 162V161H91ZM107 162H108V160H107ZM106 162V163H107ZM116 161H113V164L115 163ZM136 162V163H137ZM175 162H177V161H175ZM179 162V161H178ZM182 162V161H181ZM208 162V161H207ZM6 164H7V162H5ZM14 164H17L18 163V161L15 163V162H13ZM29 163H28V165H29ZM62 163H64L63 161H62ZM66 163V162H65ZM64 163V164H65ZM102 163H100V165H102ZM117 163V162H116ZM156 163H155V165H156ZM163 163V164H162ZM184 163V162H183ZM182 163V165H184ZM187 163H188V161H187ZM200 163H198V164H200ZM11 164V163H10ZM20 164V163H19ZM18 164V165H19ZM44 164V165H43ZM159 164V165H160ZM167 164V165H166ZM180 164V163H179ZM190 164V163H189ZM193 164H191V165H193ZM2 165V164H1ZM12 165V164H11ZM21 165V164H20ZM107 165V164H106ZM137 165V164H136ZM154 165V164H153ZM158 165V166H159ZM181 165V164H180ZM201 165H203V163H201ZM205 165V164H204ZM9 166V170H11L10 168H13V167H11L10 165H7L6 167H8ZM14 166V165H13ZM16 166V165H15ZM15 166H14V171H15ZM24 166V165H23ZM55 166H56V164H55ZM60 166V165H59ZM61 166H63L62 164H61ZM94 166V165H93ZM98 166V165H97ZM111 166H112V164H111ZM115 166V165H114ZM149 166V167H148ZM199 166V165H198ZM216 166H217V168H216ZM5 167V168H6ZM18 167V166H17ZM26 167V169H27V166H25ZM31 167V166H30ZM30 167H28V168H30ZM48 167V169H51L53 172H51L52 173V175L53 174H55L56 175V173H55V171H56V169H58L57 167H54V168H56L55 169V171L53 170L54 168H49ZM64 167H65V165H64ZM148 167V168H147ZM210 167V166H209ZM21 168V166H19L18 167V169H20ZM23 168V167H22ZM21 168V169H22ZM32 168V169H33ZM59 168H61V167H59ZM66 168H67V166H66ZM74 168V167H73ZM76 168V167H75ZM80 168V167H79ZM105 168V167H104ZM103 168V169H104ZM107 168V167H106ZM106 168L104 169V171L106 170ZM131 168V167H130ZM157 168V167H156ZM186 168H189L190 169V167H188V166H186ZM186 168H183V169H181V170H183V171H188ZM203 168V167H202ZM211 168V167H210ZM220 170H219V169ZM20 169V170H21ZM26 169H25V172H27L26 171ZM32 169H30V170H32ZM47 169V170H48ZM83 169V168H82ZM102 169V170H103ZM109 169V170H108ZM107 170H108V172L107 173H109V171H110V168H108ZM113 169V168H112ZM2 170V169H1ZM8 170V171H9ZM23 170V169H22ZM46 170V169H45ZM50 170V171H51ZM63 170L64 169H59V172H58V176L60 175V171L63 173ZM126 171L128 170V169H125ZM153 170V171H152ZM180 170V171H181ZM7 171V172H8ZM67 171H68V169H67ZM75 171V170H74ZM77 171V170H76ZM113 170H111V172H112ZM117 171V170H116ZM155 171H156V169H155ZM192 171V170H191ZM2 172V171H1ZM10 172V171H9ZM18 172H20L18 175L20 176V174H22L21 172L22 171H17V172H15V173H18ZM29 173V175H30V173H32V172H30V171H28ZM78 172V171H77ZM77 172H76V174H77ZM81 171H79V173H80ZM114 172H115V170H114ZM114 172L113 173H110L109 174V176L110 175H113L114 174ZM149 172V173H148ZM158 172V171H157ZM156 172V173H157ZM185 172V174H187ZM12 173H13V171H12ZM11 172H10V174H12ZM42 173V172H41ZM50 173V174H51ZM65 173H66V171H65ZM155 173V175H158V174H160V173H158V174H156ZM193 173V172H192ZM24 174V173H23ZM40 174V173H39ZM44 174H46L45 172H44ZM116 174H117V172H116ZM164 174H166V173H164ZM180 174H182V173H180ZM13 175V174H12ZM12 175H10L11 177H12ZM17 175V177H19ZM26 175V174H25ZM42 174H40L39 176H41ZM47 175L48 176H52V175H49L48 174V172H47ZM62 175V174H61ZM64 175V174H63ZM99 175H101V174H99ZM103 175V174H102ZM105 175H106V173H105ZM120 175H122V174H120ZM148 175V176H149ZM152 175V174H151ZM150 175V176H151ZM154 175V176H155ZM162 175V174H161ZM167 175V177H168V175L169 174H166ZM165 175V176H166ZM184 175V174H183ZM204 175V174H203ZM202 175V176H203ZM31 176H32V174H31ZM38 176V175H37ZM38 176V177H39ZM42 176H44V175H42ZM79 176H80V174H79ZM108 176V174L106 175V177ZM108 176V177H109ZM117 176V175H116ZM119 176V175H118ZM159 176V175H158ZM157 176V177H158ZM182 176V175H181ZM3 177V176H2ZM13 177H14V175H13ZM22 177H23V175H22ZM26 176H24V179H26V178H28V177H26ZM45 177H47V176H45ZM61 177V176H60ZM57 178V179H61V178H63V176L61 177V178ZM64 177L66 178V176L64 175ZM81 177V176H80ZM80 177H77V178H79V181H80ZM101 177H104V176H101ZM106 177H104V178H106ZM110 177H112V180H113V177H115L114 175L113 176H110ZM123 176H121V178H122ZM156 177V178H157ZM163 177V176H162ZM161 177V178H162ZM188 176H184L183 178H187ZM30 178V177H29ZM28 178V179H29ZM32 178V177H31ZM49 178H51V179H53V178H55V177H49ZM83 177H81V179H82ZM103 178V179H104ZM116 178V177H115ZM114 178V179H115ZM140 178H141V176H140ZM147 178V177H146ZM151 178H152V176H151ZM159 178H160V176H159ZM158 178V179H159ZM163 178H165V177H163ZM191 178H193V176H191ZM1 179V178H0ZM15 179H16V176H15ZM15 179H14V182H16L17 181V179H16V181H15ZM19 179V178H18ZM28 179H26V180H28ZM40 179H42V178H39V179H37V181L39 182V180ZM46 179H48V178H46ZM64 179V178H63ZM63 179H62V181H63ZM84 179V178H83ZM111 179V178H110ZM119 179V178H118ZM123 179V178H122ZM153 179H155V177H153ZM152 179V180H153ZM50 180V179H49ZM77 180V179H76ZM105 180V179H104ZM124 180V179H123ZM143 180V179H142ZM148 180H150L151 181V179H149L148 178ZM209 180V179H208ZM25 181V180H24ZM29 182H30V180H28ZM37 181H36V183H37ZM41 181V180H40ZM53 181L55 182V179H53ZM53 181H51V183L53 182ZM84 181V180H83ZM100 181V180H99ZM106 181H109V179L107 180L106 179ZM106 181H105V183H106ZM117 181V180H116ZM116 181H114V182H116ZM119 181H121L122 182V180H119ZM145 181V179H144V183L145 182H149L147 185H150L151 186V184L150 183H153V184H155L153 181ZM160 181H163V180H159V181H157L158 183L160 182ZM210 181V180H209ZM21 182V181H20ZM45 182V181H44ZM44 182H42V188H43V186H45V184H44ZM66 182H67V180H66ZM65 182V183H66ZM77 182V181H76ZM81 183H83L82 182V180L80 181ZM80 182H78V185H80L79 183ZM85 182H87V181H85ZM118 182V181H117ZM156 182V181H155ZM164 182H165V180H164ZM191 182V183H192ZM17 183V182H16ZM16 183H15V185H16ZM19 183V182H18ZM25 183H27L26 185H28V184H30V183H28L27 181L26 182H24L23 184L25 185ZM46 183V182H45ZM49 183V181H47V184ZM56 183V182H55ZM58 183V182H57ZM71 183V182H70ZM93 183V182H92ZM99 183V182H98ZM97 183V184H98ZM108 183V182H107ZM141 183V182H140ZM144 183H143V185H144ZM21 184V183H20ZM19 184V185H20ZM34 184V183H33ZM32 184V185H33ZM44 184V185H43ZM66 184H68V182L66 183ZM86 184V183H85ZM100 184H102L101 183V181H100ZM117 184V183H116ZM146 184V183H145ZM162 184H164V183H162ZM53 185V184H52ZM58 184H56L55 186H57ZM73 185V184H72ZM83 185V184H82ZM81 185V186H82ZM109 185H112V182H111V184L110 183H108L106 186H105V188L107 187V186H109ZM125 185V184H124ZM141 185H142V183H141ZM142 185V186H143ZM157 185H160L161 187H162V185L159 183V184H156V185H154L153 187L155 188V186H157ZM197 185V184H196ZM209 185V184H208ZM8 186V185H7ZM38 184H37V187L36 188H38ZM40 186H41V183H40ZM47 186V185H46ZM45 186V187H46ZM75 186V185H74ZM76 186H77V184H76ZM84 187L86 186V185H83ZM99 186V185H98ZM97 186V187H98ZM101 186H103V185H101ZM114 186V185H113ZM116 186V185H115ZM118 187H120L119 185H117ZM116 186V187H117ZM123 186V185H122ZM150 186H147L146 187V185H145V187H146V191H147V189H149L148 187H150ZM1 187V186H0ZM17 187H18V184H17ZM30 185H28V188H25L24 186L22 187V186H20V188H25V189H29L30 190ZM44 187V188H45ZM60 187H62V186H60L59 185V188ZM70 187H72V186H70ZM84 187H81L80 188V190H84V189H82V188H84ZM94 187H96V185L94 186ZM96 187V188H97ZM115 187V188H116ZM145 187H144V189H145ZM161 187H159V190H161L160 188ZM13 188H15V187H13ZM42 188H41V190H42ZM53 188V187H52ZM57 188H58V186H57ZM68 188V187H67ZM75 188V187H74ZM101 188V187H100ZM100 188H97V190L98 189H100ZM121 188V187H120ZM152 188V187H151ZM156 188H158V186L156 187ZM155 188V189H156ZM9 189V188H8ZM15 189H18V188H15ZM21 189V191H22V193L23 194H25L24 193V191H25V189H24V191ZM94 189V188H93ZM104 189V188H103ZM102 189V190H103ZM112 189V188H111ZM153 189V188H152ZM155 189H153V192H154V190ZM216 189H212V192L214 193L215 191H216ZM12 190V189H11ZM29 190H26V193H27V191H29ZM60 190V189H59ZM58 190V191H59ZM65 190V189H64ZM74 190V189H73ZM75 190H77V188H75ZM79 190V189H78ZM77 190V191H78ZM79 190V191H80ZM92 190V189H91ZM108 190H110V188H108L107 189V191L106 192H108ZM215 190V191H214ZM17 191V190H16ZM35 191H39V190H35ZM62 192H63V187H62V190H61ZM99 191V190H98ZM96 192L95 191V195H97V193L99 194V198L100 197H104V196H101L100 195V193H101V189H100V193L99 192ZM150 191H151V189H150ZM157 191V194L159 193V191L158 190H156ZM30 193H31V191H29ZM29 192H28V194H29ZM46 192V191H45ZM50 192V191H49ZM52 192V191H51ZM92 192V191H91ZM163 192H164V190H163ZM162 191H161V193H163ZM208 193L210 192V191H207ZM211 192V193H212ZM1 193H3V194H5L4 192H1ZM42 193V192H41ZM40 192L38 193V197H39V195L41 194ZM64 193V192H63ZM66 193V192H65ZM76 193V192H75ZM81 193H84V192H81ZM80 193V194H81ZM102 193H103V191H102ZM151 193V192H150ZM154 193H156V192H154ZM165 193H167V192H165ZM2 194V195H3ZM7 195L9 194V193H6ZM20 194H21V192H20ZM27 194V195H28ZM36 194V193H35ZM45 194V193H44ZM52 194V193H51ZM50 194V195H51ZM85 194V193H84ZM148 194H149V191H148ZM157 194H153V193H151V195H155V196H153V197H160L161 195H159L158 194V196H157ZM216 194H214V195H216ZM1 195V196H2ZM7 195H3L4 197H3V203H4V201H11L13 198H14V200H16L15 198L16 197H14V196H12L13 195V193H11V196H10V194L7 196ZM15 195V194H14ZM26 195V194H25ZM25 195H24V197L23 198H26L25 197ZM26 195V196H27ZM47 195V194H46ZM75 195V194H74ZM103 195H105V194H103ZM150 195V196H151ZM205 195H206V193H205ZM210 195V194H209ZM208 195V196H209ZM6 196H7V199L8 200H5L4 198H6ZM18 196V195H17ZM22 196V195H21ZM36 196V195H35ZM57 196V195H56ZM98 196V195H97ZM108 196V195H107ZM112 196H113V194L111 195V198H112ZM207 196V195H206ZM8 197H10V198H8ZM13 197V198H12ZM29 197H31V195L29 194V196H28V198ZM41 198L43 197V198H45V197H47V196H43V195H41L40 196ZM39 197V198H40ZM52 197V196H51ZM74 197V196H73ZM81 197H82V195H81ZM88 197V196H87ZM161 197H163V195L161 196ZM161 197H160V199H161ZM53 199L52 200H54V197H52ZM60 197L59 196H57V199H59ZM96 198V197H95ZM106 198H108V197H106ZM105 198V199H106ZM249 199L248 200V202H244L245 201V199ZM17 199H18V197H17ZM31 199V198H30ZM51 199V198H50ZM49 199V203H50V200ZM61 199H62V197H61ZM97 199H98V197H97ZM153 200H156V199H154V198H152ZM0 200H1V198H0ZM13 200V201H14ZM28 200V199H27ZM56 200V199H55ZM55 200H54V202H55ZM60 200V199H59ZM63 200V199H62ZM62 200H60V201H62ZM108 200V199H107ZM153 200H151V201H153ZM164 200H165V197H164ZM163 200V201H164ZM13 201H11L10 203H12ZM19 201V200H18ZM29 201V200H28ZM27 201V204H26V206H28V202ZM37 201H42V204H45V203H43V202H48L47 201V199L45 198V200H43V199H36V203H38ZM64 201V200H63ZM157 201H159V198H158V200ZM156 201V202H157ZM169 201V200H168ZM228 201V202H229ZM1 202H2V200H1ZM15 202H17V201H15ZM35 202V201H34ZM64 202H66V201H64ZM103 202V201H102ZM105 202V201H104ZM103 202V203H104ZM164 202H166V200L164 201ZM170 202V201H169ZM216 203H213L214 205L216 204H218V202L217 201H215ZM222 202H224V201H222ZM227 202V201H226ZM9 203V204H10ZM18 203V202H17ZM17 203H15L16 204V207H15V204L13 205L14 207H15V209L16 208H18L17 206H19L20 205V203H19V205H17ZM52 203H53V201L50 203L51 204V206H52ZM57 203V202H56ZM163 203V202H162ZM2 203H0V205H1ZM6 206L5 207H7V204L6 203H4ZM4 204L2 205L3 207H4ZM33 204H35V203H33ZM38 204H40V203H38ZM55 204V203H54ZM58 204V203H57ZM60 204V203H59ZM96 204H98V202L96 203ZM153 204H155V203H153ZM158 204V203H157ZM164 204L165 203H163L162 205L164 206ZM167 204V203H166ZM165 204V205H166ZM169 204H171V202L169 203ZM212 204V205H213ZM11 205V204H10ZM9 205V206H10ZM11 205V206H12ZM46 205H49V204H46ZM60 205H62V204H60ZM64 205L66 206V204L64 203ZM100 204H98V206H99ZM160 205V204H159ZM172 205H173V203H172ZM1 206V207H2ZM11 207V210H12V212H14V213H16L15 211H13V208L14 207ZM36 206V205H35ZM42 206V205H41ZM41 206H38V208H39V211L41 212V213H38V214H40L39 216H36V215H38L37 214V212H39V211H36V215L34 214V216H36V217H33L34 219H33V223H34V227L36 226V224H35V220H37L38 218L40 219V217H41V215H42V213L43 212H45L46 210L45 209H47V211H49L50 210V208H52V207H50V205H49V209H48V206H47V208L45 207V209L43 208H41ZM44 206V205H43ZM58 206V205H57ZM56 206V207H57ZM69 206V205H68ZM101 206V205H100ZM155 206V205H154ZM153 206V207H154ZM158 206V205H157ZM156 206V207H157ZM163 206L161 207V205H160V207L158 206L156 209H154L155 211H153V212H156V210L158 211L157 213H159V216L161 215L160 214V210L161 209H164L163 208ZM166 206H169V205H166ZM235 206H237V204L235 205ZM234 206V207H235ZM0 207V208H1ZM3 207H2V209H3ZM21 207H23V206H20V209H21ZM55 207V206H54ZM55 207V208H56ZM67 207V206H66ZM165 207V206H164ZM210 207H212V206H210ZM242 207V208H243ZM8 208V207H7ZM10 208V207H9ZM30 208H32V207H30ZM34 208V207H33ZM35 208H37V206L35 207ZM95 208V207H94ZM99 208V207H98ZM201 208V207H200ZM239 208V206L238 207H235V208H233V210H232V208H231V210H232V213H234V214H238V215H241L239 212L241 211V210H239L238 209ZM241 208V209H242ZM244 208H243V211H242V214L244 215ZM14 209V210H15ZM24 209V208H23ZM40 209H42V211L40 210ZM65 209V208H64ZM63 209V211L65 212L66 211V209L64 210ZM96 209H97V206H96ZM211 209V208H210ZM230 209V208H229ZM34 209H32V213L34 212L33 211ZM37 210V209H36ZM61 210V209H60ZM167 210V209H166ZM165 210V211H166ZM236 210H239V212L238 211H236ZM16 211H18V210H16ZM51 211H54V210H52L51 209ZM62 211V210H61ZM214 211V210H213ZM233 211H235V212H233ZM12 212H10L9 211V214L10 213H12ZM19 212V211H18ZM17 212V213H18ZM20 212H22V211H20ZM60 212V211H59ZM153 212H151V213H153ZM1 213V217H2V213L3 212H0ZM13 213V214H14ZM17 213H16V215H17ZM32 213H29L30 215H32ZM50 213H52L51 215H53L54 214V212H50L49 211V213L48 212H46L45 214L46 215H48L49 216V214ZM58 213V212H57ZM60 213H62V212H60ZM161 213H162V210H161ZM228 213V212H227ZM13 214H11V215H13ZM20 214V213H19ZM154 214V213H153ZM205 214V213H204ZM203 214V215H204ZM211 214L213 215V212L211 211ZM3 215H5V214H3ZM30 215L28 216V218L30 217ZM43 215H44V213H43ZM43 215H42V217H43ZM56 215V214H55ZM61 215V214H60ZM60 215H56V217L57 216H60ZM157 215V214H156ZM155 215V216H156ZM211 215V216H212ZM229 216H231L232 214H231V212L229 211V214H228ZM26 216V215H25ZM205 216V215H204ZM210 216V217H211ZM213 216H215V215H213ZM227 216V215H226ZM4 217V216H3ZM15 217H17V216H15ZM41 217V218H42ZM49 217H51V216H49ZM54 217V216H53ZM157 217V216H156ZM228 217V216H227ZM239 217V216H238ZM18 218V217H17ZM21 218V216H19V218L18 219H20ZM55 218V217H54ZM60 219L59 220H57V222L59 223V221L61 222V217H59ZM69 218V217H68ZM209 218V217H208ZM234 218H235V215H234ZM236 218H237V216H236ZM13 219V218H12ZM17 219V220H18ZM24 219H26L25 217H24ZM38 219V220H39ZM47 219V218H46ZM49 219H51V218H49ZM58 219V218H57ZM72 219V218H71ZM214 219V218H213ZM233 219V218H232ZM256 219H259V221L258 222H253V220H256ZM0 220H2V218L0 219ZM3 220H5V219H3ZM15 221H16V218L14 219ZM40 221H41V219H40ZM39 221V222H40ZM46 221H48V222H46ZM44 220V222H45V225L47 226V228H50V226L52 225H57V224H53V221H49L48 219L47 220ZM55 221H56V219H55ZM62 221H65V220H62ZM66 221H68V220H66ZM17 222V221H16ZM29 222H30V220H29ZM31 222H32V219H31ZM38 222V221H37ZM36 222V223H37ZM38 222V223H39ZM57 222H55V223H57ZM69 222H71V221H68V223ZM73 222V221H72ZM247 222H245V224L247 223ZM1 223V222H0ZM41 223V222H40ZM62 223V222H61ZM74 223V222H73ZM152 223L153 222H150V225H152ZM155 223V222H154ZM209 223V222H208ZM2 224V223H1ZM10 224H11V222H10ZM18 224V223H17ZM213 224V223H212ZM244 224V225H245ZM3 225H5V224H3ZM3 225H1V227L3 226ZM29 225V224H28ZM31 225V226H32ZM39 225H41V224H39ZM39 225L37 224V226H38V228H40L39 227ZM48 225H49V227H48ZM59 225H61V224H59ZM190 225V224H189ZM263 225V226H262ZM6 226H8L7 224H6ZM6 226H4V227H6ZM30 226V225H29ZM32 226V227H33ZM46 226H44V230L45 229H47L46 228ZM58 226V225H57ZM63 226H64V224H63ZM63 226H61V229H59L60 227H56V231H58V229H59V231H63L64 230V228H62ZM70 226V225H69ZM191 226V225H190ZM213 226H215L214 224H213ZM241 226V224L239 225V227ZM258 226H261V228L260 227H258ZM26 227H27V222H26ZM31 227V228H32ZM33 227V228H34ZM65 227V226H64ZM67 227V226H66ZM242 227H243V225H242ZM241 227V228H242ZM8 228H11V227H9L8 226ZM32 228V229H33ZM38 228H36V230L34 231V232H36L37 231V229ZM150 228V227H149ZM179 228V227H178ZM236 228H238V226H236ZM259 228H260V230H259ZM11 229H13V228H11ZM27 229H30V227H27ZM51 229H54V228H50L49 230H51ZM69 228L67 227V230H68ZM72 229H74V227L72 228ZM239 229V228H238ZM44 230H42L43 232H45ZM178 230H181V229H178ZM219 230V229H218ZM241 230V229H240ZM245 230V229H244ZM249 230V229H248ZM248 230H246L247 232H248ZM32 231V230H31ZM52 231H55V230H52ZM52 231H49V234H50V232H52ZM58 231V233H61V232H59ZM70 231H71V228H70ZM70 231H69V233H70ZM74 231V230H73ZM77 231V230H76ZM43 232H41V233H43ZM67 232V231H66ZM72 232V231H71ZM249 232H251V231H249ZM248 232V233H249ZM31 233V232H30ZM38 233L39 232H37V235H38ZM45 233H47V232H45ZM45 233L44 234H42V235H44V237L43 238H45V236L47 235L49 238L50 237H52L53 236V238H55V239H53V240H55V242H53L52 243V241L50 242L48 239L49 238H45L46 239V242H49L50 244L49 245H54L55 244V246H58L59 248H60V246L59 245H61V244H59V245H57L60 241V239H59V235H58V233H56V232H54V234L53 233H51L52 234V236H49L48 235V233L45 235ZM64 233V232H63ZM68 233V232H67ZM67 233H65V234H67ZM62 234V233H61ZM233 234V236H234V233H232ZM36 235V236H37ZM210 235H211V233H210ZM237 235V234H236ZM235 235V236H236ZM46 236V237H47ZM66 236V235H65ZM182 237L184 236L185 237V239L189 236H187L186 237V234L185 235H181ZM200 236V235H199ZM230 236H231V234H230ZM232 236V237H233ZM29 237V236H28ZM32 236H30V238H31ZM39 238L40 237H42L41 236V234L38 236ZM61 237H63L64 238V236L63 235H61ZM68 237V236H67ZM181 237V238H182ZM183 237V238H184ZM190 237V236H189ZM188 237V238H189ZM212 237H213V235H212ZM211 237V238H212ZM231 237V238H232ZM38 238V239H39ZM42 238V239H43ZM69 238H72V237H69ZM210 238V240L212 241V244H213V240ZM214 238V237H213ZM233 238H236V239H238L237 238V236L236 237H233ZM232 238V239H233ZM52 239V238H51ZM62 239V238H61ZM75 239V238H74ZM196 239V238H195ZM202 239V238H201ZM248 239V238H247ZM31 240V239H30ZM44 240V239H43ZM48 240V241H47ZM65 239H63V241H64ZM68 240V239H67ZM188 240V239H187ZM189 240H191V239H189ZM199 240V239H198ZM222 240H224V239H222ZM239 240V239H238ZM237 240V241H238ZM249 240V239H248ZM39 241V240H38ZM186 241V240H185ZM202 241V240H201ZM227 241V240H226ZM233 241H234V239H233ZM232 241V242H233ZM236 241V242H237ZM43 242V241H42ZM41 242V243H42ZM66 242V241H65ZM64 242V243H65ZM71 242H72V240H71ZM74 242V241H73ZM238 242H240V241H238ZM237 242V243H238ZM64 243H62L63 245H64ZM67 243V242H66ZM65 243V244H66ZM69 244H70V242H68ZM93 243V242H92ZM199 243V242H198ZM235 243V242H234ZM236 243V244H237ZM32 244H33V242H32ZM38 244L39 245H42V244H40L39 242H38ZM45 244H47L48 245V243H45ZM67 245L66 247L68 248V246H69V248L67 249V250H63V251H61V252H59V254L60 255H62L63 257L62 258H64L63 260H64V262H66V264H93V261L91 262V261H87V259H84L83 257H81L82 258V260H80V255L76 258V259H72V258H70L71 257V255H69L68 254V252H71L70 250H72L71 248H70V245ZM225 244V243H224ZM248 245H249V242L247 243ZM153 245V244H152ZM193 245V244H192ZM232 245V244H231ZM231 245H230V247H231ZM235 244H233V248L235 247L236 248V246H234ZM248 245H246V246H248ZM29 246V245H28ZM32 246V245H31ZM35 246V245H34ZM33 246V247H34ZM52 246H50L51 248H53ZM65 246V245H64ZM73 246V245H72ZM71 246V247H72ZM156 246V247H155ZM196 246V245H195ZM194 246V247H195ZM4 246H2V247H0L1 249L3 248ZM32 247V248H33ZM146 247H148V249L149 250H152L153 251V253H155V250L154 249H156V251H159L160 252V255H162V252H163V255H164V257L162 256V257H159L160 259H158V264H189V263H185V260H182L181 259V257L179 258V256H176V254L174 253V252H169V250L170 249H168V248H165V246L163 247L164 249H168V250H164L162 247H161V245H160V243H156V245H153V248H152V246H151V243H150V245L149 246H146ZM176 247V246H175ZM186 247V246H185ZM227 247V248H226ZM241 247V246H240ZM244 247H245V245H244ZM249 247V246H248ZM32 248H30V249H32ZM35 248V247H34ZM65 248V247H64ZM238 248V247H237ZM27 249H29V247L27 248ZM70 249V250H69ZM218 249V248H217ZM19 250V249H18ZM48 250H49V248H48ZM195 250V249H194ZM232 250H234V251H236L237 253L235 254ZM240 250V249H239ZM5 251V250H4ZM3 252V251H2ZM1 252V254H0V258L2 257L3 258V254H5L4 252L2 253ZM19 251H17V253H18ZM29 252V251H28ZM20 254V252L18 253V255ZM57 254V253H56ZM158 254V253H157ZM235 254V255H234ZM160 255H158V256H160ZM201 255V254H200ZM208 255V254H207ZM237 255V256H236ZM241 255H242V253H241ZM240 255V256H241ZM5 256H6V254H5ZM5 256H4V258H5ZM48 257H49V255H47ZM82 256V255H81ZM146 256H147V254H146ZM145 256V257H146ZM150 256V255H149ZM195 256H196V254H195ZM243 256H241V259H243L244 257ZM7 257V256H6ZM16 257H17V255H16ZM51 257V256H50ZM58 257V256H57ZM56 256H52V258H57ZM144 257V258H145ZM151 257V256H150ZM211 257V256H210ZM243 257V258H242ZM148 258V257H147ZM6 259V258H5ZM4 259V260H5ZM8 259V258H7ZM41 259V258H40ZM146 259V258H145ZM2 260V259H1ZM3 260V261H4ZM46 260V259H45ZM54 260H56V259H54ZM6 261V260H5ZM210 261V260H209ZM17 262V261H16ZM44 262V261H43ZM43 262H41L42 264H43ZM49 262V261H48ZM47 262V263H48ZM74 262H77V263H74ZM194 264H196V263H194ZM210 264V263H209Z\"/></svg>","mask_w":264,"mask_h":264},{"label":"rangeland","instance_id":"374dc122","mask_svg":"<svg viewBox=\"0 0 264 264\" xmlns=\"http://www.w3.org/2000/svg\"><path fill=\"white\" fill-rule=\"evenodd\" d=\"M131 2H130V5H137L138 4V2H142L143 3V0L141 1V0H130ZM144 1H146V0H144ZM128 2V1H127ZM147 3H148V6H146V8L147 9H149L150 7L152 8V4L151 3H153V0H148L147 1ZM128 5H129V2H128ZM154 6V5H153ZM143 8H145V6L144 7H142V9ZM150 8V9H151ZM153 9V8H152ZM154 10V9H153ZM188 12H186L185 11V15H181L182 13H181V11H178V13H176L177 14V16H178V18L179 19H184V21L186 22V18H187V22L189 21V23H187L186 22V24L187 25H189L190 24V20L192 19V24H190V25H194L193 23H194V14H197V13H194V10H187ZM174 12V11H173ZM170 9H167L166 10V13H167V15L168 16H170V17H172V13H173ZM165 15V14H164ZM176 17V16H175ZM140 18V17H139ZM199 17H197V15H196V19H198ZM200 19V18H199ZM145 22V21H144ZM186 25V26H187ZM142 46H144V47H147L148 45H149V43H147V44H141ZM98 46L100 47V46H102L101 44H98ZM141 47V46H140ZM89 52V51H88ZM152 52V50L150 51V53ZM93 53H94V51H93ZM93 53L91 54V53H89V54H87L86 55V57L87 56H89V57H87V59L89 58H91L89 61L83 56V60H81L82 59V56H81V54H80V56L81 57H79V56H72V57H69V58H71L70 60L71 61H73V59L75 58V63L77 64L78 62H80V63H78L77 65L78 66H80V67H77V66H75L76 64H74L73 62H71V64H68V66H66L67 68L68 67H70V69L68 70V69H66L67 70V72H66V74H67V76H65L64 77V73H63V71L65 70V68H63L61 71H60V69H58V70H56L55 71V73H57L58 72V74H56V77H57V80H58V77H59V75H60V77H61V72L64 74L63 75V77H64V79L63 80H67V79H69V78H71V77H73V75H75L76 76V78L78 79L79 77L81 78H79L78 80L75 78V76H74V78H71V79H74V80H68L69 82H72V81H74L75 83H76V88H79L80 86H85L86 85V83H88L87 85L89 86V83H91V81H92V86H91V84H90V86L88 87V89H86L85 91L86 92H88V91H91L93 88H94V86H93V84H96V85H98L99 83H100V85H101V87L100 88H102L101 90L99 89V88H97L98 86H100V85H98L97 87H95V89L94 90H96V88H97V90L95 91V92H97L98 91V96L99 95H102L101 93L102 92H104L105 90H106V88L108 89V90H110V91H113L112 93L115 95V96H111V95H109V96H107L108 98H111V99H109V101H110V103H108L109 101H108V99L106 98H102V102H104V101H106L107 103H105V104H107L106 105V111L103 109V110H99V111H102L101 112V114H99L100 112L98 111L96 114L99 116V120H98V124H100L99 126L100 127H98L99 128V130H97L95 127V129L97 130H95L96 131V133L98 132V135H101V136H99V138L101 137L102 139H105L104 140V142L101 140V141H97V143L96 144H98V147H97V145H96V147L97 148H101L102 147V149L103 148H105V146L106 145H104V144H106V143H108V144H111V142H109L108 141V137L110 136V134L108 133V132H111V134H112V132L114 131V133H116V130L118 129V130H120V128L122 127V128H127V126H128V124H129V121L127 120V121H125V118H124V121H122V118H123V116H121V111L119 112V110H118V102L120 103V101L122 100V101H125L126 99H124V98H126L127 97V99H128V102H127V100H126V102H124V103H126L127 105H125L127 108H128V110L130 109V107L129 106H132V108L130 109L131 111H133V110H135L136 111V113H134V111L133 112H131L130 110H129V112L131 113L130 114V116H132L131 117V119H136L137 118V120H132L133 122L135 121V122H137V123H144V124H147V121H148V119H150L149 120V122H148V124H147V126L150 124V126H152V127H150L149 128V130L148 131H150L151 133H156V134H152V137H151V139L152 138H156L157 140H150V142H154L155 143V145H156V147L158 148V151H161L160 152V158H161V160L164 158V160H162L163 161V163L165 162V163H167L169 166H171V168H164V166H162L160 163H159V161H158V163H156L157 161L155 160H153V162L151 161V162H149L147 165H151L150 166V168H148V169H151V167H153L152 169H154V171L153 172H151V176H152V178H151V176L149 175H147L146 177H143V176H145V174H147V173H145V174H141V172L143 173V169H141V168H143L140 164H138V163H140V162H137V161H135V160H133L134 161V164H131V166H129V168H128V166H126L127 168H125V169H128L127 171L125 170V169H122L119 165H120V163H122V162H124V160L125 159H123V157L120 155H116L112 160L113 161H116L114 164H113V161L111 160H109V159H105L103 156H101V158L100 159H98L100 156V153H98L97 151H92V152H87L83 147H85L83 144L81 145V144H79V142L77 143V139H81V138H83V136H86V134H87V128L89 129V121H90V119L88 118L90 115L89 114H91V113H86L85 111H84V109H82V108H79L78 106H76L75 104H76V101H75V94L74 93H72L73 92V90H75L74 89V87L75 86H72L73 88H71V89H73L72 91H71V89L69 88V90H67V89H63V91H62V93H58L59 94V96L60 95H62L63 93V96H68L67 98H60L59 97V99L54 95V97L55 98H57L56 100H54L53 98H51L52 100H53V102H52V100H51V104H53V105H51V104H49V102L50 101H47L46 100V97H44L43 96V94H42V91H43V89H41L40 91H37L36 93L39 95H37L36 93V95L34 96L35 98H36V100H37V102H36V100L33 102V106L31 107L33 110L31 111L30 110V112H31V119H32V117H34L33 119H32V121H35V122H32V125H29L28 123H24V124H22L21 123V121L24 119V117L22 116L23 115V113H22V111H23V108H21V110H20V108H17V107H15V104L13 105L12 104V100L11 99H14L15 97H16V95L14 96V94H10V92H9V89L10 90H12L13 89V87H11V83H7L6 85H4L6 88H8V92L9 93H7L6 91H4V93H6V95L4 94V95H0V99L3 97V99H1L2 100V102H5V103H2L1 101V103L2 104H7V106H5L6 108H4L3 110H1V111H5V110H7V111H5V112H1L0 113V120L2 121H0V129L1 130H3V129H6L7 128V132L2 136V138L0 137V198H1V200H2V202H1V200H0V203H2L1 205H0V207L4 204V203H6L7 204V207H5L6 205L4 204V207H3V209H2V207L0 208V212H3L2 213V217L0 216V219L2 218V220H0V222L2 223H0V247H2V246H4L2 249L0 248V254H1V252L3 251L5 254H6V256H5V254H3L4 256H5V258H4V256H3V258L1 257L0 258V264H42L41 262H43V264H66V262H64V258H62L63 256L62 255H60L59 254V252H61V251H65V250H67L68 248H69V246H68V248L66 247L69 243L68 242H70V248L72 249V250H70L71 252H68V254L69 255H71V257L70 258H72V259H76L79 255V257H80V260H82V258L81 257H85L84 259H87V261H93V264H158L159 262H158V259H160L159 257H164V255H163V252H162V255H160V252L159 251H156V249H154L155 250V253H153V251L152 250H149L148 249V247H146V246H149L150 245V243H151V246H152V248H153V245H156V243H160V245H161V247L163 248L164 246H165V248H168V249H170L169 250V252H174L175 254H176V256H179V258L181 257V259L182 260H185V263H189V264H194V263H196V264H214L216 261H218L217 260V258H216V252H217V254L219 253L218 251H219V247L218 246H220L222 243H223V245H228V249H235L237 252L238 251H240V252H238V259L239 260H241V261H243V260H245V258H246V256H243V254L245 255L246 253H247V251H246V247H247V250H248V248H249V250L251 249V246L250 245H252V247L255 245L254 244V242L253 241H251V240H253L252 239V234L254 235V230H257L258 228L255 226V228H253V227H251L250 226V224H251V222H247V221H245V222H247L246 224H245V222H244V220L246 219V215L245 214H247V212H245V209L246 208H244L246 205H244V204H241V205H243L242 207L244 208V215L242 214V211H243V208L242 207H240V204H238L237 202H234V201H229L230 199H228L227 197H225V198H223V197H220V195H217L216 193H217V189H216V187L218 186V184L217 183H215L214 181H212L211 180V178H209V175L211 174V172H213L212 170H213V167H215V165H217L218 164V162H216L215 161V159L217 158L216 157V155H215V153L216 154H218V151H221V148L222 149H224L225 148V146L223 147V146H221L220 144H218V149L216 150L215 148H216V146H215V142L211 139V138H209L208 136H203V130L202 131H198V132H201L202 134H200L199 136H197V135H195L196 137H194V136H192L194 133H195V131H193L194 130V127H193V129L191 128V127H188V126H190L191 125V123H192V125H194L193 124V120H194V114H192L191 113V111H192V109H194V105L192 104V102H194V98L192 99V96H194V87H192L191 88V84L194 86V72H192L191 73V67L189 68V67H185L184 65H187V61H188V66H189V64H191V62H189V61H191V60H193L194 61V57L192 56V57H190V56H177V57H171L169 54H164V52L161 54V53H159V54H152L151 53V55H153L155 58H153V56H150L148 59H146V60H144V62L142 61V59L140 60L138 57L136 58V61L137 62H135L136 64H134V62L130 65V66H133V65H135L136 67H137V64H138V70H135L136 69V67H135V69H134V66L133 67H130L129 69L128 68H126L127 70H123L124 71V74H125V76L126 77H128L127 79H124V74H123V77H122V73H123V71H122V73H121V70H114L113 68H110V71L111 70H113V71H111V72H113V76L115 75L116 76V81H115V84L113 85V81H112V83H108L107 82V84H106V82H102V81H104L102 78H101V80H98L100 77H101V75L103 74H105V73H103V71H102V69H104V68H99V67H97V66H95V67H97V70H96V68H92V70H91V72L89 73V74H91L92 75V78H91V76L90 77H88V78H84V77H82V71H85L86 69L84 68V64L86 65V66H88V64H92V62H93V64L94 65H97V61H99L100 59L99 58H96L95 57V55L96 56H98V54H97V52H95L94 53V55H93ZM91 55V56H90ZM95 57V58H94ZM78 58V59H77ZM151 58H153L152 60H149V59H151ZM168 58V59H167ZM184 59V61H183V63H185L184 65H183V67L182 66H180L181 68V70L179 69V67H174V65H172V67H174V68H170V67H168V69L167 70H170V69H173L172 71L170 70V73H169V71H167V70H165L164 68H165V66L167 65L166 63H170V59H175L176 61H177V59ZM187 60H186V59ZM97 59V60H96ZM99 59V60H98ZM122 59H124V58H122ZM154 59L156 60L155 62H154ZM179 59H178V62H179ZM181 59V60H182ZM77 60V61H76ZM79 60V61H78ZM96 60V61H95ZM66 61H68V58L66 59ZM160 61H161V63H160ZM165 61V62H164ZM192 61V62H193ZM15 62H16V66H17V68H15V70L17 71H12V73L10 74V76H12L13 74L15 75H13L14 77H16V73H18L19 71V73H18V76H19V74L20 75H22V77H23V75L25 76V74L24 73H26V72H28L27 70H30V71H32L31 69H34V72H35V75L38 73L37 71H40V69H39V64H35L34 65V67L32 66V67H30V65H32V64H30V65H27V63H26V61H25V59H16L15 60ZM17 62H18V64L20 63V65H17ZM70 62V61H69ZM68 62V63H69ZM86 62V63H85ZM88 62V63H87ZM102 63H106V61L104 60V61H101ZM145 63L146 62V64L144 65L143 64V66L144 67H146L147 69H145V70H142L144 67H142V64L141 63ZM149 62H151V63H149ZM158 64H157V63ZM22 63V64H21ZM81 63H82V65H81ZM139 63H140V65H139ZM154 63H155V65H154ZM160 63V64H159ZM92 64V65H93ZM154 67V68H157V69H149L150 68V66L151 65ZM165 64V66H164V68H163V66L162 65H164ZM71 65H72V67H71ZM93 65V66H94ZM156 65H158V67L160 66V68H158V67H155ZM12 66H14V67H16L15 65H12ZM22 66V67H21ZM24 66V67H23ZM27 66V67H26ZM29 66V67H28ZM101 66V65H100ZM149 66V67H148ZM151 66V67H152ZM162 66V67H161ZM74 67H77V69H79L78 71L80 72H77V69H74ZM82 67V68H81ZM152 67V68H153ZM18 68H19V70H18ZM26 68V70H24ZM39 69V70H37V69ZM73 68V69H72ZM101 69V70H99V69ZM132 68L135 70H132ZM140 68V69H139ZM142 68V69H141ZM170 68V69H169ZM183 68H185V72L184 71H182L183 70ZM37 71H36V70ZM71 69L73 70V71H71ZM83 69V70H82ZM85 69V70H84ZM95 71H94V70ZM163 69H164V72H163ZM177 69V70H176ZM188 69V70H187ZM65 70V71H66ZM81 70V71H80ZM99 70V71H98ZM107 70V69H106ZM140 70H142V71H140ZM149 70V71H148ZM150 70H152V71H150ZM153 70H155L154 72H153ZM156 70L157 71H159V73L158 72H156ZM2 71V72H1ZM22 71V72H21ZM64 71V72H65ZM69 71H70V73H69ZM121 73H119V72ZM125 71H129V73H130V76L127 74V72L125 73ZM169 74V80H170V82L172 83L173 82V79H174V77L175 76H179V77H183V73H185L184 75L187 77L189 74V77H187V79L188 80H190L189 78H192V81L190 80V82L187 80V82H189L190 84H187V82H183V84H182V82L180 81V80H186V77H183V78H180V80H179V78H175L174 80L176 81H174L172 84H169V80H168V78L166 77V76H168V75H165L166 74V72ZM178 72V73H176V72ZM189 71V73L187 74V72ZM0 78L2 79L4 76L6 77V75L5 74H7L8 72H6L5 70L3 71V70H0ZM4 72V73H3ZM24 72V73H23ZM34 72H32V73H34ZM71 72H73V74H71ZM97 72V76L98 77H95L94 76V74L93 73H96ZM101 72V73H100ZM119 74H118V73ZM131 72L133 73L132 75H131ZM137 72H145L144 73V75L146 74V72H147V74L145 75L146 77L147 76H149V78L147 77H145V76H143V73L142 74H139V73H137ZM173 72H175V73H173ZM55 73H51L50 75L51 76H53V74H55ZM75 73V74H74ZM76 73H78V75L76 74ZM134 73L136 74L135 75V77H134V79L137 77V81L138 82H140L141 81V79H142V82L141 83H138L137 81V83H138V85L140 84V86H135L136 84V82H132L133 81V78L131 77V76H134ZM153 73H154V77H155V79H154V77H152L156 82L155 83H153L154 82V80L152 79V81H150V79H151V76L150 75H153ZM163 73H165V74H163ZM39 75L41 74V72L40 73H38ZM46 74H48V73H46ZM69 74V75H68ZM79 74H80V76H79ZM98 74H100V75H98ZM128 76H127V75ZM138 74V75H137ZM191 74L193 75V76H191ZM3 75V76H2ZM27 75V74H26ZM32 75V74H31ZM34 75V74H33ZM39 75H37V76H39ZM58 75V76H57ZM70 75H72V76H70ZM96 75V74H95ZM118 75H121V78L120 79H123V80H125V83H124V81L122 80V83L123 84H121V80L118 78ZM140 75H142V77L143 78H146V80L147 79H149L148 80V83H150V85L153 83L154 84V86H152V88L153 89H155L156 88V85L158 86L160 83H161V81H162V83L164 84V85H166V87H163V84H160V86L165 90V88L167 89L165 92L164 91H161V90H163L162 88H160V86H158L159 88L157 89L156 88V91H154V90H152V88L150 87L149 88V85L147 86V82H146V80L144 79L143 80V78H139V80H138V76L139 77H141ZM160 75H162V76H160ZM2 76V77H1ZM68 76H70V77H68ZM77 76H79V77H77ZM94 76V77H93ZM114 76V77H115ZM13 77V78H14ZM59 77V78H60ZM62 77V78H63ZM67 77V79H65ZM120 77V76H119ZM131 77V78H130ZM156 77H159V78H156ZM170 77H172V78H170ZM18 78H21V76L20 77H16L15 79H18ZM62 78H60L61 80H62ZM82 78L84 79L83 81H82ZM98 78V79H97ZM161 78V79H160ZM165 78V79H164ZM75 79H76V81H75ZM86 79V80H85ZM88 79V80H87ZM92 79V80H91ZM93 79H96V80H94L93 81ZM129 79V80H128ZM159 80V82H157L158 80ZM172 79V80H171ZM61 80H59V81H61ZM90 80V81H89ZM120 80V81H119ZM127 80V81H126ZM131 80V81H130ZM163 80H165L166 81V83H165V81H163ZM167 80H168V82H167ZM85 81H87L86 83H83V82H85ZM118 81V82H117ZM135 81V80H134ZM150 81V82H149ZM77 82H78V87H77ZM79 82H81V83H79ZM99 82V83H98ZM129 82V83H128ZM144 82V87H146L145 88V90L144 91H146L147 90V87L149 88V89H151V91H152V100H155V96L156 97H158L159 95H161V96H159L157 99H156V101H154V102H156V104L154 103V102H152V100L150 101V98H151V96H150V90H147L146 92H144V94H146V96H144V95H141L140 94V92L143 90V88L141 87V84ZM177 82H179L178 84H180V85H178L177 84ZM193 82V83H192ZM74 83V84H75ZM118 85H117V84ZM131 83V84H130ZM132 83H134L133 85H132ZM167 83H168V86L170 85L171 87H169V88H171L172 90H170L169 88H168V86H167ZM184 83H186V86L184 85ZM71 84H73V83H71ZM112 84V85H111ZM127 84V85H126ZM217 86H220L221 87V89H220V87H218L217 89H210V88H213V85H212V87H210L209 88V90H208V92L207 93H205V97L208 99L209 98V100H214V98H215V95L216 94H218L219 93V95H218V98L219 99H221V98H223L222 96V94H223V92H224V90H226V86H224L223 84L221 85V84H219V82H216L215 83ZM214 84V85H215ZM105 87H104V86ZM115 85H117V87H115ZM122 87H121V86ZM124 85L125 86H127V87H131L130 89L131 90H129L127 87V89L129 90H127V89H125V87H124ZM128 85H130V86H128ZM146 85V86H145ZM174 85V86H173ZM82 86V89L84 90V87ZM107 86V87H106ZM111 86L113 87V88H111ZM142 86H143V84H142ZM182 86H184V87H182ZM190 86V87H189ZM10 87V88H9ZM91 87V88H90ZM114 87L117 89V91L115 90H113L114 89ZM139 87H141V88H139ZM173 87V88H172ZM177 87H182V88H180V91H181V89H182V91L180 92L179 90H177L176 88ZM187 87V88H186ZM188 87L189 88H191L192 90H190V89H188ZM214 87H216V86H214ZM81 88V87H80ZM86 88H87V86H86ZM134 88V89H133ZM137 90H136V89ZM183 88H185V89H183ZM207 89H208V87H206ZM90 89V90H89ZM99 89V90H98ZM121 91H120V90ZM133 89V90H132ZM179 89V88H178ZM7 90V89H6ZM22 90V89H21ZM66 90V91H65ZM125 92H124V91ZM243 90V89H242ZM238 90L237 92H236V94L238 95H240V96H242V97H244V95H243V91H245V90ZM60 91V92H61ZM100 91V92H99ZM123 91V92H122ZM133 91V92H132ZM134 91H136L138 94L137 95H141V97L139 96H137V95H135L136 94V92H134ZM160 91H161V93H160ZM221 92V94H220V92ZM24 92V91H23ZM83 92V91H82ZM115 92V93H114ZM117 92H119V93H117ZM130 92V93H129ZM155 92H157V94H158V96L157 95H155L156 93ZM164 94H163V93ZM169 92V94H166V93H168ZM171 92V93H170ZM175 92H177V94L175 93ZM180 92V93H179ZM238 92H240V93H238ZM242 92V93H241ZM245 92H247V93H250V94H253L254 93V96L256 97V95L258 94V93H256L257 91H253V90H249V91H245ZM2 93V92H1ZM40 93V94H39ZM127 94V95H124V94ZM133 93V94H132ZM142 93V92H141ZM256 93V94H255ZM9 94V95H8ZM24 94V96H26L25 95V92L23 93ZM57 94V93H56ZM65 94H67V95H65ZM73 94V95H72ZM112 94V95H113ZM118 94H119V97H118ZM132 94V95H131ZM148 94V95H147ZM155 96H154V95ZM173 94V95H172ZM175 94L176 95H179L177 98L176 97H174L175 96ZM184 95V98H186L185 96H187V98H189L188 97V95L190 96L191 95V98H189V102H188V106H186V101H184L185 99L183 98V96L182 95ZM188 94V95H187ZM214 94V95H213ZM261 94V93H260ZM259 94V95H260ZM30 95V94H29ZM34 95V94H33ZM167 95V96H166ZM171 95H172V97H171ZM225 95V94H224ZM259 95H257V97H259ZM10 96L12 97V98H10ZM70 96H72L73 98H71ZM123 96H125V97H123ZM131 96H132V98H131ZM142 96H143V98H142ZM163 96V97H162ZM239 96V97H240ZM33 97V98H34ZM41 97H43V98H41ZM96 97H97V95H96ZM112 97L114 98V97H116L117 99H115V101H114V99H112ZM130 97V98H129ZM133 97H134V99H135V97L138 99V100H129V99H133ZM150 97V98H149ZM161 97V98H160ZM170 97V98H169ZM242 97H240L239 99H240V101H236L237 103H239L238 105H236L235 107H237V108H230V110H229V114H230V116L228 115L227 116V119L229 120V119H232V120H230L231 121V123L234 125V129H231L232 131L234 130V132H237V128L239 127V126H242L241 127V129H244V127L246 128V129H249L250 127H248V125H250V126H252L254 129H256V130H258L259 132H262V134L264 135V118H261V117H259L258 116V114L256 113V112H254V110L251 108V107H257V108H260V110H262V111H260V112H263L264 110V106L262 105V104H260V103H258V105H253V104H247V101L246 102H244L245 100L242 98ZM257 97H256V101H257ZM5 98H7V101L9 100V102H11V103H9V102H7L6 103V99ZM39 98V99H38ZM140 98V99H139ZM172 98V99H171ZM174 98V99H173ZM241 98L244 100V101H242L241 100ZM61 99H64V100H66V99H70L69 101H64V100H61ZM95 99H98V100H100V98H95ZM105 99V100H104ZM124 99V100H123ZM170 99V100H169ZM180 99V100H179ZM183 99V100H182ZM238 99V100H239ZM27 99H24V98H22V101H26ZM41 100V101H40ZM60 100H61V102H64V103H59L60 102ZM117 100V101H116ZM143 101V100H146L147 102H148V105H150V106H148V105H145L144 103L146 102V101H143L144 103H142L141 101ZM163 100H167V102H165V101H163ZM172 100V101H171ZM176 100H179L177 103H176ZM186 100H188V99H186ZM217 99H215V102H217L216 101ZM42 101H44V102H42ZM73 101V102H72ZM130 101V102H129ZM137 101H139V102H137ZM159 101H161V102H159ZM168 101H169V103H168ZM170 101L172 102L171 104H170ZM218 101H221V100H218ZM39 102V103H38ZM82 102V101H81ZM114 102V103H113ZM115 102H116V104H115ZM133 102L134 103H136V104H138L139 106L141 105V104H143V107L144 108H147L146 110H143L144 112V114L141 112V111H139V109H141V108H143V107H137L138 105H136V104H133ZM152 102V103H151ZM161 104H159V103ZM162 102H163V104H162ZM222 102V101H221ZM249 102V101H248ZM255 102V101H254ZM36 103V104H35ZM44 103V104H43ZM59 103V104H58ZM130 103V104H129ZM141 103V104H140ZM169 105H168V104ZM173 103H174V105L176 106H174L173 107ZM176 103V104H175ZM180 105H179V104ZM184 103H185V105H184ZM190 103V104H189ZM218 103H220V102H218ZM217 103V104H218ZM9 104H11L13 107L11 108L10 107V105ZM40 104V105H39ZM58 104V107H56V105ZM74 104V107H72V105ZM81 104V103H80ZM109 104H113L112 106H110ZM129 104V105H128ZM165 104H167L168 106H170V107H168L167 105V107L165 106L164 107V105ZM182 104H183V109H182ZM255 104H256V102H255ZM43 105H46V106H43ZM62 105V106H61ZM63 105H65L64 107H63ZM67 105H69L68 107H67ZM115 105H117V106H115ZM145 105V106H144ZM193 105V106H192ZM39 106H43V108L44 107H46V108H48V109H50L49 111H47V117L48 118H50V115L52 116V113H54V114H58L59 115V113L60 114H62V116H60L59 115V117H60V119L62 120H60L62 123H64V121H65V125H66V123H68V120L71 122V119H72V122L70 123V124H72L73 125V123L74 122H76L75 123V126H78V125H80V126H82L81 124H83V126L82 127H80V129L82 128V130L81 131H79L78 130V132H79V134H78V132L77 131H75V133H72L71 131H72V125H70L69 123L66 125V127L69 129H67L66 130V127L63 125V124H61L63 127H65V129L64 128H61L64 132H62V130H61V132L63 133V134H65L64 136L61 134H58L57 136H55V137H51L49 140H51L50 142L48 141V140H46V138L44 139H41V141H43V140H46V141H48L49 143H51L52 145H50L48 142V144H46V145H48V148H46L45 146V144L43 143V142H45V141H43L42 143H43V146L44 147H42V144H40L39 142H41L40 140H39V142H38V140H36V136H38V135H36L35 136V134H37L38 133V129H37V126L35 127V129H37V130H35V129H33L34 127L33 126H35V123H36V121L38 122V120L39 119H37V117H39L37 114H36V111L35 110H38L40 107ZM53 108V111H52V108ZM55 106V107H54ZM136 106V108H134ZM157 106H159V107H157ZM192 108H191V107ZM36 107V109H34ZM60 107H62V109L60 108ZM71 109H70V108ZM112 107H114V108H112ZM160 107H162V108H160ZM163 107L165 108V111H167V112H165L164 110H163ZM189 107H190V109H189ZM215 107V108H214ZM223 107V106H222ZM222 107L220 106V104H218V105H215V106H211V108H212V110H213V108H214V110H215V112L218 110V112H221L220 110L222 109ZM17 110H16V109ZM57 108H60V109H58V110H55V109H57ZM69 108V109H68ZM74 108V109H73ZM79 108V109H78ZM139 108V109H138ZM143 108V109H144ZM151 108H153V109H155L156 110V113L157 114H159V116L157 117V114L154 112L155 110H153V109H151ZM166 108H167V110H166ZM170 108V109H169ZM172 108V109H171ZM180 108V109H179ZM187 110H186V109ZM0 109H1V107H0ZM14 109H15V111H14ZM18 109L20 110V111H18ZM42 109V108H41ZM64 109V111L62 112V110ZM65 109H67V110H69V111H73V112H68L67 110H65ZM76 109V110H75ZM114 109L115 110H117L116 112L114 111ZM161 109V110H160ZM180 110V112H179V110ZM235 109V110H234ZM237 109V110H236ZM26 110H27V108L23 111L24 113H27L26 112ZM137 110H138V113H137ZM159 110H160V112H159ZM178 110V111H177ZM182 110V111H181ZM186 110V111H185ZM223 110V109H222ZM235 112H239V113H241V115L239 114L238 116H237V113H232L233 111ZM257 110V109H256ZM17 111H18V113H17ZM28 111H29V109H28ZM57 112V113H55V112ZM67 111V112H66ZM82 112V114H80V112ZM104 111V112H103ZM114 111V112H113ZM147 111V112H146ZM152 111L154 112L153 114H152ZM162 111V112H161ZM231 111V112H230ZM258 111V112H259ZM33 112H34V114H33ZM75 112H77L75 115H73L72 113H75ZM79 112V113H78ZM90 112V111H89ZM112 112H113V114H112ZM168 112H172V113H170V114H164V113H168ZM175 112V113H174ZM178 112V113H177ZM193 112H194V110H193ZM213 112V111H212ZM49 113V114H48ZM64 113V114H63ZM105 114V117H104V114ZM111 114V116H110V114ZM119 113V114H118ZM135 115H134V114ZM139 113H142V114H139ZM147 113L149 114V115H147ZM175 114V116L174 115H172V117H173V122H174V119H175V117L177 118V119H175V122H174V124L172 123V121L170 120L171 118H170V116H171V114ZM184 113V114H183ZM190 114V116H192L191 118H190V116H187V114ZM232 113V114H231ZM4 114H6V116H4ZM12 115V117H9V115ZM33 114V115H32ZM54 114H53V116H54ZM67 114H70V116L68 115L67 116ZM78 114V115H77ZM120 115V117H114V118H116V120H118V122H120V123H122L121 125H120V123H116V125L117 126H113V127H109V125L111 126L112 124L111 123H113L114 121H112V120H115V119H113L112 117H113V115ZM155 114H156V116H155ZM162 114H163V116H162ZM235 114V115H234ZM18 115V116H17ZM19 115H20V118H18L19 117ZM37 117H36V116ZM64 115V116H63ZM81 117H80V116ZM100 115L103 117V118H101L100 117ZM114 115V116H115ZM149 116V118H147L146 116ZM177 115H179V116H177ZM183 115V116H182ZM186 115V116H185ZM262 115H264V113L262 114ZM8 116V117H7ZM66 116V117H65ZM71 116H73L72 118H71ZM75 116V117H74ZM88 116V117H87ZM110 116V117H109ZM136 116V117H135ZM141 116V118H140V120H139V118L138 117H140ZM144 117V119H143V117ZM153 116H155V118H158L159 120H157V119H155ZM167 116H169V120H167L166 119V121L164 122V120H165V118H167ZM180 116H182V119H181V117ZM187 118V120L190 122H185V117ZM4 117H6V118H4ZM15 117H17L16 119H15ZM23 117V118H22ZM58 117V116H57ZM58 117V118H59ZM68 117H69V119H68ZM77 117H79V119L77 118ZM110 118V119H106V118ZM145 117L147 118V119H145ZM184 117V118H183ZM215 117V116H214ZM236 117H237V119H236ZM238 117H241V118H238ZM7 118H9V121H11V124L13 123V121H14V123H16L15 124V126L13 127V125H14V123H13V125H11L10 124V122H9V124H8V119ZM65 118V119H64ZM73 118H75V119H77L79 122V124L77 123V121H75V119H73ZM106 120H105V119ZM119 118V119H118ZM217 118V117H216ZM235 118V119H234ZM2 119H6L7 121V123H5V121L4 120H2ZM13 121H12V120ZM18 119V120H17ZM64 119V120H63ZM67 119V120H66ZM89 119V120H88ZM103 119H104V121H103ZM130 119V120H131ZM178 119H180V120H182V121H180V120H178ZM184 119V120H183ZM192 119V120H191ZM15 120H16V122H15ZM73 120H74V122H73ZM84 120V121H83ZM139 120V121H138ZM142 120H147V121H142ZM155 120H157V121H159L160 122V124L159 125H157L156 124V122H155ZM67 121V122H66ZM83 121V122H82ZM102 121L104 122V123H102ZM110 123H109V122ZM131 121V122H132ZM142 121V122H141ZM170 121V122H169ZM179 121V122H178ZM244 122V124L245 125H243V122ZM40 122H41V124H42V121H39L38 123H37V125L38 124H40ZM58 122V121H57ZM56 122V123H57ZM81 122V123H80ZM109 123L107 126H106V124L105 123ZM133 122L131 123V124H133ZM166 122H169V126H170V128L168 127V125H167V123ZM185 122V123H184ZM236 122V124H234ZM238 122H240V125L238 124ZM19 123H21V126H25V125H28V126H25L26 128H25V130L27 131V132H30V133H27L25 130H22V128L23 127H21L20 126V124ZM34 123V124H33ZM53 123V124H52ZM56 123L55 122H47V124H49V125H47V124H45V125H43V126H45V127H48V126H50V127H53V126H56ZM125 123V124H124ZM166 123V124H165ZM180 123H182V124H184V125H182V124H180ZM187 123V125H185ZM77 124V125H76ZM104 124V125H103ZM114 124V123H113ZM127 124V125H126ZM178 126H177V125ZM189 124V125H188ZM237 124H238V127L236 128L235 126H237ZM3 125V126H2ZM4 125H5V128H3L4 127ZM8 127H7V126ZM20 126V133L18 132L19 131V127H17V126ZM47 125V126H46ZM61 125H59V127H62ZM68 125H70V126H68ZM125 125V126H124ZM155 125H156V127L158 128V127H160L161 126V129H159L158 128V131L159 132H157V128H155ZM165 125V126H164ZM191 125V126H192ZM30 126H32V130H34V133L31 131V127ZM42 126V127H43ZM74 126V125H73ZM103 126V127H102ZM121 126V127H120ZM162 126H163V128H162ZM185 126H187V127H185ZM247 126V127H246ZM9 127H11L12 129H9L8 130V128ZM70 127V128H69ZM116 128V129H112V128ZM149 127V126H148ZM167 127V128H166ZM28 128V129H27ZM78 128H79V126H78ZM107 128V129H106ZM136 128V126L134 127L133 126V130ZM191 128V130H189V129ZM18 129V130H17ZM24 129V128H23ZM30 129V130H29ZM49 129V130H48ZM74 129V128H73ZM83 129H84V131H83ZM109 129V130H108ZM112 129V130H111ZM152 129V130H151ZM169 129V130H168ZM179 129H181V133H180V130ZM188 129V133H186L187 130ZM218 128H216L215 129V132L214 133H218V132H220V129H218ZM225 129V128H224ZM17 130V131H16ZM42 130H44V129H41V131H40V133L42 132V135H43V133L45 132V131H47L48 132V134L49 135H45V133H47V132H45L44 133V135H45V137L46 136H51L52 134V131L50 130V128H46V130H44V131H42ZM102 130V131H101ZM117 130V131H118ZM140 130H142L141 128H140ZM166 130H168L167 131V133H166ZM239 130H240V127H239ZM238 130V131H239ZM261 130V131H260ZM24 131V132H23ZM37 133H36V132ZM68 131V132H67ZM69 131L71 132V134H74L73 136L71 135L70 136V133H69ZM135 131H139L138 130V127H137V129H135ZM153 131V132H152ZM184 131V132H183ZM190 131V132H189ZM192 131V132H191ZM19 134H22V135H19V136H21V140H23V137L22 136H24V140L23 141H18L20 138H19V136H14V135H17L18 133ZM81 132L84 134H81ZM101 132H103L102 134H103V136H104V138H103V136H102V134H99V133H101ZM107 132V133H106ZM149 132V134H151ZM171 132V133H170ZM173 132V133H172ZM204 132H205V130H204ZM239 132H241V131H239ZM9 133H11V135H9ZM13 133V134H12ZM17 133V134H16ZM59 133H60V131H59ZM69 133V135H68V137H70L69 139H70V141H72L71 139L73 138V140H74V142L72 141V142H70L69 141V139H67L68 137H67V134ZM113 133V134H114ZM118 133V132H117ZM177 133H178V136L176 137L175 135H177ZM191 133H192V135H191ZM7 134V135H6ZM27 134V135H26ZM30 134H32V136L30 135ZM39 134V133H38ZM76 134H77V136H76ZM167 134V135H166ZM169 134H171V136L173 137H171V140H169L170 139V137L169 138H167L168 137V135ZM175 134V135H174ZM29 135V136H28ZM33 135H34V139H33ZM82 135V136H81ZM156 135V136H155ZM184 135L186 136L184 139H183V137H184ZM189 135H191L190 137H188ZM13 136V137H12ZM28 136V137H27ZM30 136L32 137V138H30ZM61 136H63V137H61ZM77 138H76V137ZM80 136V137H79ZM112 136V135H111ZM116 136H118V135H116ZM151 136V135H150ZM150 136H144V137H150ZM158 136V137H157ZM170 136V135H169ZM202 136V137H201ZM10 137H12V138H10ZM18 137V138H17ZM191 137H194L195 139H197L196 141H194V139L193 138H191ZM63 138V139H62ZM74 138H76V139H74ZM100 138V139H101ZM143 138V137H142ZM177 138V139H176ZM178 138H180V140L178 139ZM190 138V139H189ZM2 139V140H1ZM4 139V140H3ZM10 139H12V141H15L14 139H17V141L19 142V144L18 143H16V142H8V141H10ZM31 139H33L34 141H32ZM68 140V142H67V140ZM173 139V140H172ZM178 141L179 143L177 144L176 143V141ZM186 139V140H185ZM208 139H209V141H208ZM26 140V141H25ZM107 140V142H105ZM119 140V139H118ZM188 140V141H187ZM191 140H192V142H191ZM57 142L55 145L56 146H54V143H52V142ZM76 141V142H75ZM175 141V142H174ZM184 141H186V142H184ZM203 141V142H202ZM6 142H7V144H6ZM21 142H23V145H25L24 143H26V145L25 146H22V143ZM64 142V143H63ZM65 142H67V144L65 143ZM100 142H102V144L104 145H101V143ZM187 142H189V143H187ZM213 144H212V143ZM28 143V144H27ZM72 143V144H71ZM100 143V144H99ZM160 145H159V144ZM185 143V144H184ZM193 143H197V144H199V143H202V147L199 149V151L201 152V151H203L202 153H204V154H201L200 153V155H202V157H204V158H202L203 159V161L201 162V163H203V165H201V163H200V158H199V160H197V161H199V162H197V167H198V170L199 171H201V170H203L204 169V172L202 173V175H200L201 177H200V180L202 179L203 180V183H201V182H196V184L195 185H193V182H194V180H190V179H194V167L193 166H195L193 163H194V161H190L191 159L192 160H194V144ZM37 144V145H36ZM75 144H79L78 145V147H80V149L81 148H83V153L81 154V152H79L80 153V155H81V157L83 156V158H79V157H77V158H74L73 159V161L72 162H70L71 163V165L68 163V161H65V160H63V156H64V152L65 151H72V152H74V150H75V148H77V147H75V146H77V145H75ZM177 146L176 148L177 149H172L173 147H175V145ZM184 145L183 147L184 148H186L187 149V147H188V150H186V149H184L183 150V148L181 149L180 147H178V146H181V145ZM187 144V145H186ZM213 145L212 147H209L210 145ZM8 145V146H7ZM12 145V146H11ZM18 146V147H15V146ZM20 145H21V147H20ZM29 145V146H28ZM38 145H40V146H38ZM68 147H67V146ZM82 147H81V146ZM151 145V144H150ZM150 145H148V146H150ZM15 148H14V147ZM26 146H28V148L26 147ZM52 146H54V148L56 147H59L58 149H56V150H61V152L60 151H58L57 153H58V155L57 154H52L53 155V159L52 160H54V165H52V161H51V159H50V155L51 154H49L48 155V150H49V147H51V149L50 150H52V151H54L53 150V148H52ZM152 146V147H151ZM150 147L151 148H153V145H151ZM9 147V148H8ZM13 147V148H12ZM20 147V148H19ZM32 149H30V148ZM38 147H39V149L40 150H42L43 151V154L42 155H46L47 157H49V159L47 160L48 162H46V163H44L43 165H44V167H46V165H47V168H45L44 170H42V171H39L38 172V169L36 168V169H34L33 167V161L31 162V160L29 159L31 156V158L32 159H34V161H36V158H37V155L36 154H38L39 152H41V151H37V150H39L38 149ZM67 147V148H66ZM74 147V148H73ZM149 147V148H150ZM169 147V148H168ZM213 147H215L214 149H213ZM6 148V149H5ZM11 148V151L13 152V149H14V155L13 156H15L16 157V159H15V157H14V159L15 160H17V158H19L18 156H17V154H15V153H17V148H19L18 150H19V153L18 154H20L21 153V151H22V153H23V151H24V148L25 149H29V150H27V151H24L25 152V156H24V153L22 154H20L19 156H21L20 158H19V160H20V162H19V160H17L18 161V163L17 164H14L13 162H17V161H15L13 158L11 159V161H10V157H13V156H11L12 154V152H10V150H8V149H10ZM35 148V149H34ZM43 148H45V149H47V150H43ZM73 148V149H72ZM150 148V149H151ZM209 148L212 150H209ZM23 149V150H22ZM69 149V150H68ZM96 149V148H95ZM102 149H99V151L100 150H102ZM3 150V151H2ZM85 150V151H84ZM174 150H175V152H174ZM186 150V151H185ZM6 151V152H5ZM8 151L10 152L9 154H8ZM28 151H30L31 152V154H30V152H29V155L28 156H26V154H28V153H26V152H28ZM79 151V150H78ZM103 151V150H102ZM182 151V152H181ZM189 153H188V152ZM207 151V152H206ZM35 154H33V153ZM56 151H54V152H52V153H55ZM96 152H97V154H96ZM101 152V151H100ZM173 152V153H172ZM183 152H185V153H183ZM192 154H191V153ZM211 152H213L214 153V155H215V158H212V153ZM5 153V154H4ZM42 153V152H41ZM50 153V152H49ZM182 153H183V155H182ZM187 153V154H186ZM207 153H209V154H207ZM211 153V154H210ZM59 154H61L62 155V157H61V155H59ZM91 154V155H90ZM99 154V155H98ZM163 154V155H162ZM172 154H177L178 155V157H179V160H178V158L175 156V155H172ZM182 155V156H179V155ZM40 153H39V156L42 158L43 156H42ZM44 155V156H45ZM92 156L94 159H92V157H90V156ZM187 155V156H186ZM204 155V156H203ZM208 155H211L210 156V159L208 158L209 156ZM7 156V158H9V160L7 159V158H5ZM10 156V157H9ZM30 156V157H29ZM38 156V157H39ZM56 156V157H55ZM60 156V157H59ZM97 156H99L98 158H97ZM119 156V157H118ZM161 156H164V157H161ZM188 156H190V158L188 157ZM193 156V157H192ZM23 157H24V159H23ZM26 157V158H25ZM35 157V158H34ZM55 157V158H54ZM57 157H59V158H57ZM104 158V161L102 160L103 158ZM121 157H122V159H121ZM180 157H182V158H180ZM187 157H188V160H187ZM29 160H28V159ZM41 158H39V160H43V158L41 159ZM57 158V159H56ZM184 158H186V162H185V159ZM198 158V157H197ZM207 158L209 159V160H207ZM6 159V160H5ZM26 159L28 160V161H26ZM61 159H62V161L65 163H62V161H61ZM77 159H79V160H77ZM177 159V160H176ZM190 159V160H189ZM213 159V160H212ZM218 159V158H217ZM5 160V161H4ZM8 160V161H7ZM12 160H14V161H12ZM23 161V163H26V162H31V163H29V165H28V163H26V164H23L22 165V161ZM49 160L51 161L50 163H51V167H49ZM58 160V161H57ZM61 161V163H60V161ZM82 160V161H81ZM101 160V161H100ZM106 160V161H105ZM107 160H108V162H107ZM166 160V161H165ZM10 161V162H9ZM46 161V160H45ZM83 161H85V162H83ZM92 161V162H91ZM100 161V162H99ZM102 161H103V163H102ZM109 161L110 162H112L111 164H112V166H111V164H109ZM150 161V160H149ZM175 161H177V162H175ZM179 161V162H178ZM182 161V162H181ZM187 161H188V163H187ZM190 161V162H189ZM208 161V162H207ZM213 161H215V163L216 164H214V166L212 165L213 164ZM5 162H7V164L5 163ZM9 162V163H8ZM107 162V163H106ZM137 162V163H136ZM184 162V163H183ZM12 165H11V164ZM21 165H20V164ZM42 163H43V161H42ZM100 163H102V165H100ZM155 163H156V165H155ZM162 163V164H163ZM181 165H180V164ZM182 163L184 164V165H182ZM190 163V164H189ZM198 163H200V164H198ZM2 164V165H1ZM19 164V165H18ZM55 164H56V166H55ZM61 164L63 165V166H61ZM107 164V165H106ZM137 164V165H136ZM154 164V165H153ZM160 164V165H159ZM166 164V165H167ZM191 164H193V165H191ZM205 164V165H204ZM7 165H10L11 167H13V168H10L11 170H9V166L8 167H6ZM15 166V171H14V166ZM60 165V166H59ZM64 165H65V167H64ZM94 165V166H93ZM98 165V166H97ZM115 165V166H114ZM159 165V166H158ZM199 165V166H198ZM19 166H21V168L23 169H18V167ZM25 166H27V169H26V167ZM31 166V167H30ZM57 167L58 169H56V168H54V167ZM66 166H67V168H66ZM186 166H188V167H190V169L189 168H186ZM211 168H210V167ZM6 167V168H5ZM28 167H30V168H28ZM48 167L49 168H54L53 170L55 171V169H56V171H55V173H56V175L55 174H53L52 175V173L51 172H53L51 169H48ZM59 167H61V168H59ZM74 167V168H73ZM76 167V168H75ZM80 167V168H79ZM106 168V170L104 171V169ZM131 167V168H130ZM157 167V168H156ZM203 167V168H202ZM33 168V169H32ZM83 168V169H82ZM104 168V169H103ZM108 168H110V171H109V173H107L108 172ZM113 168V169H112ZM183 168H186L188 171L186 172V171H183V170H181V169H183ZM216 168H217V166H216ZM2 169V170H1ZM25 169H26V171L27 172H25ZM30 169H32V170H30ZM48 169V170H47ZM59 169L61 170V169H64L63 170V173L60 171V175L58 176V172H59ZM67 169H68V171H67ZM103 169V170H102ZM108 169V170H107ZM155 169H156V171H155ZM219 169V168H218ZM12 173V171H13V175H14V177H13V175L12 174H10V172ZM51 170V171H50ZM75 170V171H74ZM78 172H77V171ZM111 170H113L112 172H111ZM114 170H115V172H114ZM117 170V171H116ZM181 170V171H180ZM192 170V171H191ZM220 170V169H219ZM2 171V172H1ZM8 171V172H7ZM17 171H22L21 173L22 174H20V176L18 175L20 172H18V173H15V172H17ZM28 171H30V172H32V173H30V175L28 174L29 172ZM65 171H66V173H65ZM79 171H81L80 173H79ZM158 171V172H157ZM42 172V173H41ZM44 172L46 173V174H44ZM47 172H48V174L49 175H52V176H48L47 175ZM76 172H77V174H76ZM114 172V176L116 177H113V180H112V177H110V176H113V175H110L109 176V174L110 173H113ZM116 172H117V174H116ZM157 172V173H156ZM185 172L187 173V174H185ZM193 172V173H192ZM24 173V174H23ZM42 174V175H44V176H39L40 174ZM51 173V174H50ZM54 173V172H53ZM105 173H106V175L108 174V176L106 177V175H105ZM149 173V172H148ZM155 173L156 174H158V173H160V174H158L159 176H160V178H159V176L158 175H155ZM164 173H166V174H169L168 175V177H167V175L166 174H164ZM180 173H182V174H180ZM26 174V175H25ZM31 174H32V176H31ZM62 174V175H61ZM66 176V178L64 177V175ZM79 174H80V176L81 177H83L82 179H81V177L79 176ZM99 174H101V175H99ZM103 174V175H102ZM120 174H122V175H120ZM162 174V175H161ZM184 174V175H183ZM10 175H12V177L10 176ZM17 175L19 176V177H17ZM22 175H23V177H22ZM39 177H38V176ZM117 175V176H116ZM119 175V176H118ZM155 175V176H154ZM166 175V176H165ZM182 175V176H181ZM3 176V177H2ZM15 176H16V179H17V181H16V179H15ZM24 176H26V177H30L29 179L28 178H26V179H28V180H30V182L28 181V180H26V179H24ZM45 176H47V177H45ZM63 176V178H61V177ZM101 176H104V177H106V178H104V177H101ZM121 176H123L122 178L124 179H122L121 178ZM140 176H141V178H140ZM158 176V177H157ZM165 177V178H163V177ZM186 177V176H188L187 178H183V177ZM191 176H193V178H191ZM32 177V178H31ZM49 177H55V178H53V179H55V182L53 181V179H51V178H49ZM61 178L60 180L59 179H57V178ZM77 177H80V181L82 180V182L83 183H81L80 181H79V178H77ZM153 177H155V179H153ZM157 177V178H156ZM162 177V178H161ZM19 178V179H18ZM39 178H42V179H40L39 180V182L37 181V179H39ZM46 178H48V179H46ZM105 180H104V179ZM111 178V179H110ZM115 178V179H114ZM119 178V179H118ZM148 178L149 179H151V181H153L155 184H153V183H150L151 184V186L150 185H147L149 182H143L144 181V179H145V181L147 180V181H150V180H148ZM159 178V179H158ZM14 179H15V181L17 182H14ZM50 179V180H49ZM62 179H63V181H62ZM77 179V180H76ZM106 179L108 180L109 179V181H106ZM143 179V180H142ZM153 179V180H152ZM210 181H209V180ZM25 180V181H24ZM66 180H67V182H68V184H66L67 182H66ZM84 180V181H83ZM101 181V183L102 184H100V181ZM118 182H117V181ZM119 180H122V182L121 181H119ZM159 180H163V181H160L159 183L162 185V187L160 186V185H157L158 186V188H156L157 186H155V188L153 187L154 185H156V184H159L157 181H159ZM164 180H165V182H164ZM21 181V182H20ZM28 182V183H30V184H28V185H30V190L29 189H25V188H28V185H26L27 183H25V185L23 184L24 182ZM36 181H37V183H36ZM46 183H45V182ZM47 181H49V183L47 184ZM51 181H53L52 183H51ZM77 181V182H76ZM85 181H87V182H85ZM105 181H106V183H105ZM114 181H116V182H114ZM150 181V182H151ZM156 181V182H155ZM193 181V182H192ZM19 182V183H18ZM42 182H44V184H45V186H43V188H42ZM58 182V183H57ZM66 182V183H65ZM71 182V183H70ZM78 182H80L79 184L80 185H78ZM93 182V183H92ZM99 182V183H98ZM110 183L111 184V182H112V185H109V186H107L106 188H105V186L108 184V183ZM142 183V185H143V183H144V185L142 186L141 185V183ZM192 182V183H191ZM15 183H16V185H15ZM21 183V184H20ZM34 183V184H33ZM40 183H41V186H40ZM86 183V184H85ZM98 183V184H97ZM117 183V184H116ZM162 183H164V184H162ZM17 184H18V187H17ZM20 184V185H19ZM33 184V185H32ZM37 184L39 185L38 186V188H36L37 187ZM43 184V185H44ZM53 184V185H52ZM56 184H58L57 186H58V188H57V186H55ZM73 184V185H72ZM76 184H77V186H76ZM86 185L85 187L83 186V185ZM125 184V185H124ZM209 184V185H208ZM211 184H212V186H216V187H213L214 189H216V191L213 193L212 192V187H211ZM8 185V186H7ZM59 185L60 186H62L63 187V192L61 191L62 190V187H60L59 188ZM75 185V186H74ZM82 185V186H81ZM96 185V187L97 188H100L101 189V193L99 192L100 191V189H98L97 190V188L96 187H94ZM101 185H103V186H101ZM105 185V186H104ZM114 185V186H113ZM117 185H119L120 187H116ZM123 185V186H122ZM145 185H146V187L147 186H150V187H148L149 189H147V191H146V187H145ZM20 186H24L25 188H20ZM70 186H72V187H70ZM13 187H15V188H18V189H15V188H13ZM45 187V188H44ZM53 187V188H52ZM68 187V188H67ZM77 188V190L79 189L80 190V188L81 187H84V188H82V189H84L83 191L82 190H75V188ZM116 187V188H115ZM144 187H145V189H144ZM155 189L154 190V192H156V193H154L153 192V189ZM159 187H161L160 189L161 190H159ZM9 188V189H8ZM41 188H42V190H41ZM94 188V189H93ZM104 188V189H103ZM108 188H110V190H108V192H106L107 191V189ZM112 188V189H111ZM218 188V187H217ZM12 189V190H11ZM21 189L24 191V189H25V191H24V193L27 195L28 194V192L29 191H31V193L29 192V194L31 195V197H29L28 198V196H29V194L26 196L25 194H23L22 193V191H21ZM60 189V190H59ZM65 189V190H64ZM74 189V190H73ZM92 189V190H91ZM103 189V190H102ZM150 189H151V191H150ZM17 190V191H16ZM26 190H29V191H27V193H26ZM35 190H39V191H35ZM59 190V191H58ZM106 190V191H105ZM156 190H158L159 191V195H163V197H161V199H160V197H158L159 198V201H157L158 200V198L156 197H153V196H155V195H151V193H153V194H157V191ZM163 190H164V192H163ZM46 191V192H45ZM50 191V192H49ZM52 191V192H51ZM92 191V192H91ZM95 191L97 192H99L100 193V195L101 196H104V197H100L99 198V194L97 193V195H95L96 193H95ZM102 191H103V193H102ZM148 191H149V194H148ZM161 191L163 192V193H161ZM207 191H210L209 193L207 192ZM1 192H6V193H9L10 194V196H11V193H13V195L12 196H14V197H16L15 199L16 200H14V198L11 200V201H13L12 203H10L11 201L9 200V201H4V203H3V195H7L6 193L5 194H3V193H1ZM20 192H21V194H20ZM41 193L40 195H39V197L41 196V195H43V196H47V197H45L46 199H47V203L46 202H43V203H45V204H42V201H37L38 203H40V204H38V203H36V199L38 198V199H43V200H45V198H39L38 197V193ZM66 192V193H65ZM76 192V193H75ZM81 192H84V193H81ZM151 192V193H150ZM165 192H167V193H165ZM212 192V193H211ZM36 193V194H35ZM45 193V194H44ZM52 193V194H51ZM81 193V194H80ZM205 193H206V195H205ZM3 194V195H2ZM8 194V195H9ZM15 194V195H14ZM47 194V195H46ZM51 194V195H50ZM75 194V195H74ZM103 194H105V195H103ZM113 194V196H112V198H111V195ZM158 194H157V196H158ZM210 194V195H209ZM214 194H216V195H214ZM2 195V196H1ZM7 195V196H8ZM18 195V196H17ZM22 195V196H21ZM24 195H25V197L26 198H23L24 197ZM36 195V196H35ZM59 196L60 198V200H64V201H66V202H64L63 200L62 201H60L59 199H57V196ZM81 195H82V197H81ZM108 195V196H107ZM151 195V196H150ZM209 195V196H208ZM7 196H6V198H4L5 200H8L7 199ZM54 197V200H55V202H54V200H52L53 198L52 197ZM74 196V197H73ZM88 196V197H87ZM17 197H18V199H17ZM61 197H62V199H61ZM96 197V198H95ZM97 197H98V199H97ZM106 197H108V198H106ZM164 197H165V200H166V202H164L165 200H164ZM8 198H10V197H8ZM31 198V199H30ZM51 198V199H50ZM106 198V199H105ZM152 198H154V199H156V200H153ZM11 199V198H10ZM29 201H28V200ZM49 199L51 200L50 201V203L53 201V203H52V206H51V204L49 203ZM108 199V200H107ZM19 200V201H18ZM151 200H153V201H151ZM164 200V201H163ZM171 202V204H169L170 202ZM248 200L249 199H245V203L246 202H248ZM15 201H17V202H15ZM27 201L29 202L28 203V206H26V204H27ZM35 201V202H34ZM104 203H103V202ZM157 201V202H156ZM215 201H219L218 202V204L216 205H214L213 203H216ZM222 201H224V202H222ZM227 201V202H226ZM229 201V202H228ZM58 204H57V203ZM98 202V204H100L99 206H98V204H96ZM167 203L166 205H169V206H166L165 204H164V206L162 205L163 203ZM14 205L15 203H17V205H19V203H20V205L19 206H17L18 208H16L15 209V207H16V204H15V207L13 208V211H15L16 213H17V215H16V213H14V212H12V210H11V205ZM33 203H35V204H33ZM55 203V204H54ZM62 204V205H60V204ZM64 203L66 204V206L64 205ZM153 203H155V204H153ZM158 203V204H157ZM172 203H173V205H172ZM46 204H49L50 205V207H52V208H50L49 207V205H46ZM161 205V207L163 206V208L164 209H161L162 210V213H161V210H160V216H159V213H157L158 211L156 210V212H153V211H155L154 209H156L158 206L160 207V205ZM213 204V205H212ZM237 204V206H235ZM10 205V206H9ZM37 206V208H35L36 206ZM42 205V206H41ZM44 205V206H43ZM58 205V206H57ZM69 205V206H68ZM155 205V206H154ZM158 205V206H157ZM20 206H23V207H21V209H20ZM38 206H41V208L43 209H45V207L47 208V206H48V209L50 208V212H54V214L53 215H51L52 213H50L49 214V216H51V217H49L48 215H46L45 213L46 212H48L49 213V211H47V209H45L46 211L45 212H43L44 213V215H43V213H42V215H43V217H42V215H41V217H40V219H41V221H40V219L38 220H35V224H36V226L34 227L33 225H34V221H33V217H36V216H39L40 214H38V213H41L40 211H39V208H38ZM56 208H55V207ZM96 206H97V209H96ZM154 206V207H153ZM157 206V207H156ZM210 206H212V207H210ZM238 207L239 206V210H241L240 212H239V210H236V211H238L241 215H238V214H234V213H232V210H233V208H235V207ZM248 206V205H247ZM10 207V208H9ZM30 207H32V208H30ZM34 207V208H33ZM95 207V208H94ZM99 207V208H98ZM201 207V208H200ZM24 208V209H23ZM66 209V211L64 212L63 211V209ZM154 208V209H153ZM211 208V209H210ZM230 208V209H229ZM231 208H232V210H231ZM242 208V209H241ZM15 209V210H14ZM32 209H34L33 211V213H32ZM37 209V210H36ZM42 209H40L41 211H42ZM51 209L52 210H54V211H51ZM62 211H61V210ZM64 209V210H65ZM167 209V210H166ZM16 210H18V211H16ZM166 210V211H165ZM214 210V211H213ZM9 211L10 212H12V213H10L9 214ZM20 211H22V212H20ZM36 211H39V212H37V214L38 215H36ZM62 212V213H60V212ZM211 211L213 212V215H215V216H213L212 214H211ZM229 211L231 212V216H229L228 214H229ZM58 212V213H57ZM151 212H153V213H151ZM228 212V213H227ZM233 212H235V211H233ZM14 213V214H13ZM20 213V214H19ZM29 213H32V215H30ZM205 213V214H204ZM236 213V212H235ZM3 214H5V215H3ZM11 214H13V215H11ZM34 214L36 215V216H34ZM60 215V216H57L56 217V215ZM157 214V215H156ZM205 216H204V215ZM0 215H1V213H0ZM26 215V216H25ZM30 215V217L28 218V216ZM157 217H156V216ZM212 215V216H211ZM228 217H227V216ZM234 215H235V218H234ZM4 216V217H3ZM15 216H17L18 218H19V216H21V218L20 219H18L17 217H15ZM55 218H54V217ZM211 216V217H210ZM236 216H237V218H236ZM239 216V217H238ZM24 217L26 218V219H24ZM59 217H61V219L62 220H65V221H62L61 220V222L59 221V223L57 222V220H59L60 218ZM69 217V218H68ZM209 217V218H208ZM13 218V219H12ZM16 218V221L14 220ZM49 220V221H53V224H57V225H51L50 226V228L52 227V228H54V229H51V230H49L50 228H47V226L45 225V222H44V220L46 221L47 219ZM49 218H51V219H49ZM58 218V219H57ZM72 218V219H71ZM214 218V219H213ZM233 218V219H232ZM3 219H5V220H3ZM18 219V220H17ZM31 219H32V222H31ZM55 219H56V221H55ZM29 220H30V222H29ZM66 220H68V221H71V222H69L68 223V221H66ZM39 223H38V222ZM74 223H73V222ZM259 221V219H256V220H253V222H258ZM10 222H11V224H10ZM26 222H27V227H30V229H27V227H26ZM37 222V223H36ZM46 222H48V221H46ZM55 222H57V223H55ZM150 222H153L152 223V225H150ZM155 222V223H154ZM209 222V223H208ZM18 223V224H17ZM33 225H32V224ZM215 225V226H213V224ZM3 224H5V225H3ZM6 224L9 226V227H11V228H13V229H11V228H8V226H6ZM30 226H29V225ZM37 224L39 225V224H41V225H39V227L40 228H38V226H37ZM59 224H61V225H59ZM63 224H64V226H63ZM191 226H190V225ZM241 224V226L239 227V225ZM245 224V225H244ZM1 225H3L2 227H1ZM34 227H32V226ZM70 225V226H69ZM242 225H243V227H242ZM4 226H6V227H4ZM44 226H46V228L47 229H45L44 230ZM61 226H63L62 228H64V230L61 232V231H59V229H61ZM69 228L68 230H67V227ZM236 226H238V228H236ZM263 226V225H262ZM33 229H32V228ZM48 227H49V225H48ZM56 227L58 228V227H60L59 229H58V231L59 232H61V233H58V231H56ZM74 227V229H72ZM150 227V228H149ZM179 227V228H178ZM242 227V228H241ZM258 227H260L261 228V226H258ZM36 228H38L37 229V231L36 232H34L35 230H36ZM70 228H71V231H70ZM257 228V229H256ZM260 228H259V230H260ZM178 229H181V230H178ZM219 229V230H218ZM241 229V230H240ZM245 229V230H244ZM249 229V230H248ZM32 230V231H31ZM42 230H44L45 232H47L48 233V235L49 236H52V234L51 233H53L54 234V232H56V233H58V235L60 236L59 237V243L57 244V245H59V244H61V245H59L60 246V248L58 247V246H55V244L52 246V245H49L50 243L49 242H46V239L47 238H49L46 234L47 233H45V232H43ZM52 230H55V231H52ZM74 230V231H73ZM77 230V231H76ZM246 230H248V232L249 231H251V232H247ZM49 231H52V232H50V234H49ZM68 233H67V232ZM69 231H70V233H69ZM31 232V233H30ZM37 232H39L38 233V235H37ZM41 232H43V233H41ZM64 232V233H63ZM45 233V235L47 236H45V238H43L44 237V235H42V234H44ZM65 233H67V234H65ZM210 233H211V235H210ZM232 233H234V236H233V234ZM41 234V236L42 237H38L39 235ZM186 234V239H185V237L183 238L181 235H185ZM230 234H231V236H230ZM237 234V235H236ZM37 235V236H36ZM61 235H63L64 236V238L63 237H61ZM66 235V236H65ZM200 235V236H199ZM212 235H213V237H212ZM237 236V238L239 239H236V238H233V237H236ZM29 236V237H28ZM30 236H32L31 238H30ZM68 236V237H67ZM233 236V237H232ZM69 237H72V238H69ZM182 237V238H181ZM212 237V238H211ZM234 239V241H233V239ZM39 238V239H38ZM44 240H43V239ZM52 238V239H51ZM62 238V239H61ZM75 238V239H74ZM196 238V239H195ZM202 238V239H201ZM210 238L213 240V244H212V241L210 240ZM249 240H248V239ZM31 239V240H30ZM53 239H55V238H53V236L52 237H50L48 240L51 242ZM63 239H65L64 241H63ZM68 239V240H67ZM188 239V240H187ZM189 239H191V240H189ZM199 239V240H198ZM222 239H224V240H222ZM39 240V241H38ZM47 240V241H48ZM71 240H72V242H71ZM186 240V241H185ZM202 240V241H201ZM227 240V241H226ZM240 241V242H238V241ZM43 241V242H42ZM67 243H66V242ZM74 241V242H73ZM233 241V242H232ZM238 243H237V242ZM32 242H33V244H32ZM38 242L40 243V244H42V245H39L38 244ZM42 242V243H41ZM53 242H55V240H53L52 241V243ZM66 244H65V243ZM93 242V243H92ZM199 242V243H198ZM235 242V243H234ZM249 242V245L247 244ZM45 243H48V245L47 244H45ZM62 243H64V245L62 244ZM221 243V244H220ZM225 243V244H224ZM237 243V244H236ZM153 244V245H152ZM193 244V245H192ZM218 244H220V245H218ZM232 244V245H231ZM233 244H235L234 246H236V248L234 247L233 248ZM29 245V246H28ZM32 245V246H31ZM35 245V246H34ZM73 245V246H72ZM196 245V246H195ZM230 245H231V247H230ZM244 245H245V247H244ZM246 245H248V246H246ZM35 248H34V247ZM50 246H52L53 248H51ZM72 246V247H71ZM176 246V247H175ZM186 246V247H185ZM195 246V247H194ZM241 246V247H240ZM29 247V249H27ZM33 247V248H32ZM65 247V248H64ZM156 247V246H155ZM238 247V248H237ZM255 247V246H254ZM253 247V248H254ZM30 248H32V249H30ZM48 248H49V250H48ZM218 248V249H217ZM227 248V247H226ZM19 249V250H18ZM164 249V248H163ZM168 249H164L165 251L166 250H168ZM195 249V250H194ZM240 249V250H239ZM5 250V251H4ZM174 250V251H173ZM248 250V251H249ZM17 251H19L20 252V254L18 255V253H17ZM29 251V252H28ZM235 254L237 253L236 251H234V250H232ZM2 252V253H3ZM57 253V254H56ZM158 253V254H157ZM241 253H242V255H241ZM146 254H147V256H146ZM195 254H196V256H195ZM201 254V255H200ZM208 254V255H207ZM234 254V255H235ZM16 255H17V257H16ZM47 255H49V257L47 256ZM82 255V256H81ZM151 257H150V256ZM158 255H160V256H158ZM236 255V256H237ZM243 256L242 258L243 259H241V256ZM51 256V257H50ZM52 256L54 257V256H58L57 258H52ZM146 256V257H145ZM211 256V257H210ZM78 257V258H79ZM146 259H145V258ZM148 257V258H147ZM8 258V259H7ZM41 258V259H40ZM2 259V260H1ZM6 261H5V260ZM46 259V260H45ZM54 259H56V260H54ZM4 260V261H3ZM210 260V261H209ZM17 261V262H16ZM49 261V262H48ZM48 262V263H47ZM74 263H77V262H74Z\"/></svg>","mask_w":264,"mask_h":264}]
</instances>
